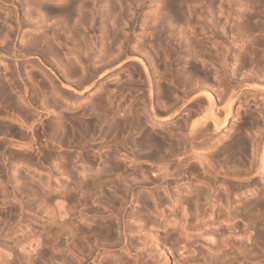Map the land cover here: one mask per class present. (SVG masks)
Masks as SVG:
<instances>
[{
    "label": "rangeland",
    "instance_id": "rangeland-1",
    "mask_svg": "<svg viewBox=\"0 0 264 264\" xmlns=\"http://www.w3.org/2000/svg\"><path fill=\"white\" fill-rule=\"evenodd\" d=\"M82 0H80V2H81ZM88 1V2H87ZM93 1V2H92ZM106 1V2H105ZM110 1V2H109ZM128 2V0H83L82 2H84V4L86 3L87 5L89 4V5H91L92 7H91V9L93 10V11H97V13L100 15H96L95 14V12H92L93 14H95V15H93V17L95 18V19H93L94 21H92L93 23H94V30L93 31H91L90 32V27H88V26H91V25H87V23H88V21L90 20V23H88V24H92V22H91V19L90 18H92V15H90V14H92V13H89V15H87L88 14V10L91 12L92 10L88 7V6H86V4L84 5V4H82V5H84V6H82V8L81 9H83V11L81 10V12H78V15L77 14H75L74 16L75 17H77V18H79L78 20L79 21H81V22H79L78 24H81V25H78V24H74L75 22L74 21H76L77 20V18H75V17H72V18H74V19H72V18H69L68 19V21H67V25H69V27L68 28H66L67 27V25H66V27L64 28V30H65V32H68L69 34H67V33H65L64 32V34H63V36L60 38V37H58L62 42H63V45L62 44H60L61 46H62V49H61V52H59L58 54H56L57 53V51H55L56 53H53L54 51L52 50V48H51V51H52V53H51V51L50 50H48V49H50V48H47L45 45L43 46V44H41V46H40V48H41V50H42V52H44V50H45V52H44V54L46 53V49H47V52H49V53H51L53 56H51V59H49L50 58V55L51 54H47L46 53V55H45V58H47V59H49V60H47L48 62H46L47 64H48V66H47V68L48 67H51L52 66V68H53V70H55L56 71V74H58L59 76L60 75H62L63 73H64V70L66 69L67 71H65V73L66 72H68L69 71V67H68V64H69V66L71 67L73 64H75L76 65V67L78 68V75H73L72 77V79L73 80H75V79H80L79 77H81V70H79V69H81V68H79L80 66V63H79V61H78V59L79 58H77V57H79L80 55H78L77 56V53L79 54V53H81V55L83 56L84 54H85V52H89L88 51V49H90V51H91V48H88V47H91V46H96V44H97V46L96 47H93V49H92V52H94L95 54H96V57H95V62H96V64L98 63V61H100V60H98V59H102V60H104V59H106V56L105 55H103L104 54V51L105 50H107L108 48H109V46L111 47V46H113V47H111L113 50H114V53H116V51H115V49L116 50H118V47H119V44L121 43V41H123V40H125L126 38H127V36H131V35H133V36H131L130 38H129V40H130V43H131V48L133 49L132 51H134V53L133 54H137L136 56L137 57H140L141 59L143 58V60H146V59H144L145 58V54L143 55V53H144V51L145 50H147L148 51V48L150 47V45H160L161 44V46H162V48L164 49V47H169V49L171 48V46L173 45H171V44H169L168 43V40L166 39V38H164V37H161L160 39L158 38V36H159V33H158V29L157 30H155L156 28H155V26L154 25H156L157 26V24L161 21V20H164V22H165V25H168V28H170L171 29V31H172V34L171 35H175V37L176 36H178V35H180V34H177L176 32H178L177 30H179V31H181L183 28V31H186V33H187V35L185 36V38L183 37V39H182V41H181V43H182V48L181 49H186V47L187 46H189L190 45V48H191V50H192V52H193V54L195 53V55L198 53V55H196L197 56V61L198 62H196V60H195V62H196V64H201L202 66H203V69H205L204 71L205 72H207V74H202V73H196V74H192L193 75V77L191 78V81L193 80L194 82H192V83H196V82H202L205 78H204V76L205 75H207V76H205L206 77V79H205V81H203V82H206V83H209L210 82V80L209 79H211V84L210 85H214L215 84V80H213V79H215L213 76H215L214 75V73H215V69H214V67H215V64L213 63L214 61H215V59H216V63H217V65H218V62L217 61H219L220 62V57H219V55L218 54H220V52L223 50L222 48V44H221V42H219V40L221 41V39H220V37L216 34L217 33V31L218 30H220V28H221V25H223V24H225V27H226V30L228 31V33H229V36H232V37H236V36H238L237 38H238V43L239 44H241L240 45V47L238 46V44H232L231 45V48H230V51L232 52L233 51V54H234V51H235V53H237L238 51H240V53H241V55L243 56V58H245L244 60H246V59H249L250 57H252V55H253V57H256V59H258V56L261 54V53H263V45H259L261 42H263L264 41V25H262V24H264V21H262V20H264L263 18H264V0H239V1H236V0H194V1H192L191 0V2H188V1H190V0H187V2L186 3H188L189 4V6H188V4H187V6H183V11H182V16H183V18H182V16L180 15V16H177V17H173V16H167V17H165L166 15L164 14V0H141V8L140 9H138L137 10V18H139L141 15V18H140V20L139 19H137V22L136 23H139L140 21H142V26H141V29L139 28V27H137L136 25H138V24H135V27H136V29H135V32H133L132 31V28H133V25H134V23H132V22H134V20L132 19V17L130 16V11H129V9L131 10L132 9V2L131 1H137V0H131V1H129V3H126V2ZM195 1H197V2H195ZM221 1V2H220ZM234 1V2H233ZM241 1H242V3H241ZM95 2V3H94ZM113 4H112V3ZM130 2H131V4H130ZM193 2L194 3H196L195 5L193 4ZM199 2H202V3H199ZM209 2V3H208ZM225 2V3H224ZM232 2H233V4H232ZM248 2V3H247ZM251 2V4H253V5H251V4H249ZM259 2H260V4L262 5V6H260V4H259ZM261 2H263V4L261 3ZM109 3V4H108ZM111 3V4H110ZM115 3V4H114ZM190 3H191V5H190ZM200 5H199V4ZM207 3V4H206ZM247 3V4H246ZM93 4H94V6H93ZM130 4V5H129ZM203 4V5H202ZM206 4V5H205ZM211 4V5H210ZM217 4H218V6H217ZM222 4V5H221ZM229 6V7H227V5ZM233 6H232V5ZM108 5H109V7H108ZM114 5V6H113ZM120 8H118L117 6ZM220 5V6H219ZM249 5V6H248ZM87 8H86V7ZM111 6V7H110ZM113 6V7H112ZM125 6V7H124ZM128 6H131V7H128ZM140 6H137V8H139ZM156 6H158V7H156ZM161 6H163L162 8H163V11H159V10H162V8H160ZM195 6V7H194ZM197 6V7H196ZM203 6V7H202ZM206 6V7H205ZM213 6V7H212ZM221 6L223 7V8H221ZM106 7V8H105ZM117 7V8H116ZM127 7V8H126ZM184 7H186V8H184ZM188 7V8H187ZM189 7H191V10H189ZM193 7V8H192ZM227 7V8H226ZM238 7V8H237ZM29 7L27 6V8L25 7L24 9H28ZM87 9V11H86V9ZM89 8V9H88ZM108 8H112L111 10L110 9H108ZM115 8V9H114ZM158 8H160V9H158ZM198 9V11H196L197 9ZM206 8H207V10H206ZM218 8V9H217ZM221 8V9H220ZM254 8V9H253ZM261 8V9H260ZM106 9V10H105ZM108 9V10H107ZM154 9H155V14L154 13H152L153 11H154ZM195 9V10H194ZM230 9V10H229ZM257 11H256V10ZM258 9H260V10H258ZM115 10V11H114ZM118 10H120V12L118 11ZM124 11L125 12V14L122 12V11ZM133 10V9H132ZM131 10V11H132ZM150 12H149V11ZM201 10V11H200ZM203 10V11H202ZM219 10H220V12H219ZM226 10V11H225ZM228 10V11H227ZM263 10V11H262ZM104 11H105V13L107 14V12L106 11H110V13L108 14V15H106L105 13H104ZM209 11V12H208ZM215 11V13H211V12H214ZM224 11V12H223ZM230 11V12H229ZM3 12V13H2ZM82 12H84L83 14H82ZM87 12V13H86ZM111 12H114L115 14H117L116 16L117 17H113V15L115 16V14L114 13H111ZM116 12H118V13H116ZM159 14H158V13ZM163 12V13H162ZM186 12H188V13H186ZM227 14H226V13ZM254 12V13H253ZM255 12H259L257 15L255 14ZM79 13H81V14H79ZM101 13H102V15H101ZM129 14V15H127L128 16V19H127V17H126V14ZM141 13V14H140ZM197 13V14H196ZM207 14V16L205 15V14ZM219 13H220V15H219ZM223 13V14H222ZM229 13V14H228ZM251 13V14H250ZM261 13L263 14V18L262 17H260L261 16ZM5 12H4V10L3 9H1L0 10V23L1 24H3V25H0V28L2 29L1 31H0V33H3V31L7 28V24H5V23H7L5 20H4V18L3 17H5ZM118 14H122V15H118ZM140 14V15H139ZM163 14V15H162ZM188 14H190V15H188ZM193 14V15H192ZM196 14V15H195ZM199 14V15H198ZM213 14V15H212ZM225 14V15H224ZM250 14V15H249ZM85 16V18H84V16ZM103 15H106V17L105 16H103ZM162 15V16H161ZM165 15V16H164ZM196 17H195V16ZM214 15H215V17H214ZM256 15V16H255ZM3 16V17H2ZM89 16H90V18H89ZM97 16H98V20H97ZM109 16V17H108ZM151 16V17H150ZM160 16V17H159ZM186 16V18H184ZM200 17V19L198 20L197 18H199ZM201 16L203 17L204 16V18L202 19L201 18ZM206 16V17H205ZM225 16V17H224ZM253 16V17H252ZM51 16H49L48 15V22H46L45 21V24H47L46 26H48L47 28H45L46 26H44V27H41L40 29H38L37 31H39V32H42V33H44V32H47V30L49 31L50 29H48V28H50L49 26H53V24H55V23H53V21L56 19V18H53L54 20L52 21V18L51 19H49ZM89 18L88 19V21L86 20L87 18ZM103 17V18H102ZM113 17V18H112ZM125 19H123V18ZM155 17L156 18H158V19H156L155 21H157V22H155L154 21V19H155ZM165 17V18H164ZM192 17V18H191ZM195 17V18H194ZM212 17H213V19L214 20H216L217 22L219 21V22H221V23H217L216 21H214L213 19H212ZM224 17V18H223ZM228 17V18H227ZM252 17V18H251ZM1 18H3V19H1ZM81 18H83L82 20H81ZM102 18V19H101ZM107 18V19H106ZM109 18H111V19H109ZM115 18H116V22L114 21L115 20ZM120 18V19H119ZM134 18V17H133ZM177 18H179L178 20H177ZM194 18V19H193ZM208 20H207V19ZM218 18V19H217ZM227 18V19H226ZM70 19H71V21H70ZM85 19V20H84ZM100 19H101V21H100ZM104 19V20H103ZM106 19V20H105ZM150 19V20H149ZM166 19H167V21H166ZM173 19H174V21H175V24H174V21H173ZM180 19H183L182 21L180 20ZM191 19V20H190ZM196 19V20H195ZM223 19H224V21H226L225 23H224V21H223ZM261 19V20H260ZM50 20H51V25H48V24H50ZM57 20V23H58V21L61 23L63 20H58V19H56ZM55 20V21H56ZM74 20V21H73ZM77 20V21H78ZM84 20V21H83ZM111 20V21H110ZM122 20L123 21H125L124 23L122 22ZM130 20V21H129ZM144 20H145V22H144ZM169 20L171 21V22H169ZM206 20V22H204ZM86 21V22H85ZM114 21V22H113ZM129 23H128V22ZM139 21V22H138ZM150 21H152V22H150ZM153 21H154V23H153ZM187 21H189L190 22V24L189 25H187L188 24V22ZM192 21H195V23L194 22H192ZM213 21V22H212ZM250 21L252 22V23H250ZM261 21V22H260ZM84 22V24H86L87 26H85V28L86 27H88V31L89 32H87V30L84 28V29H81L82 27L81 26H84V25H82V23ZM96 22V23H95ZM106 23V24H104V23ZM112 22V23H111ZM144 22V23H143ZM148 24H147V23ZM168 22V23H167ZM177 22V23H176ZM180 22H181V24H180ZM185 23V25H183L184 23ZM191 22H192V24L194 23L195 25H194V28H191L190 26H191ZM208 22V24H210L211 26L212 25H214V24H216V25H214V26H212V30H214V28H216L215 30H217V31H215L214 33H213V35H212V32H209L208 33V28H207V30L204 28V26H205V23H207ZM216 22V23H215ZM247 22V23H246ZM60 23H58V25L60 24ZM77 23V22H76ZM99 23V24H98ZM120 23H122V24H120ZM151 25H150V24ZM153 23V24H152ZM157 23V24H156ZM171 23V24H170ZM244 23H246L249 27H248V29L246 28L247 26L246 25H244ZM249 23V24H248ZM255 23V24H254ZM259 23H261V24H259ZM37 24V23H36ZM110 24V25H109ZM127 24H128V27H127ZM133 24V25H132ZM174 24V25H173ZM200 24V25H199ZM250 24H252V25H250ZM4 25H6V26H4ZM38 25H40L39 23H38ZM100 25H102V26H100ZM103 25H104V27H103ZM109 25V26H108ZM118 27H117V26ZM123 25V26H122ZM127 27V29L129 30V31H127V29L126 28H124L125 26ZM177 25V26H176ZM202 25V26H201ZM218 25V26H217ZM242 27H241V26ZM255 25V26H254ZM261 25V26H260ZM2 26H4V27H2ZM55 26V25H54ZM53 26V28H56V27H54ZM76 28H75V27ZM110 26H111V28H110ZM145 26H147V28L145 27ZM154 26V27H153ZM174 26V27H173ZM186 26V27H185ZM259 26V27H258ZM77 27H79V28H77ZM96 27H97V29H96ZM167 27V26H166ZM178 27V28H177ZM181 27V28H180ZM183 27V28H182ZM189 27V28H188ZM236 27H241V29L240 28H236ZM253 27V29H251ZM53 28H52V30H53ZM69 28H71V29H73V30H71L70 31V29ZM104 28H105V30H104ZM124 28V29H123ZM144 28H146V29H148L149 28V30H150V33H149V30H146V34H144L143 33V29ZM154 28V29H153ZM174 28H175V30H174ZM181 30H180V29ZM233 28H235V29H233ZM256 30H255V29ZM261 28V29H260ZM43 29H45V30H43ZM67 29V30H66ZM68 29H69V31H68ZM75 29H77L76 31H75ZM81 29V30H80ZM113 29V30H112ZM120 29V30H119ZM121 29L123 30V31H121ZM189 29V30H188ZM233 29V30H232ZM244 29H246V32L244 33L243 31H245ZM261 31H260V30ZM80 30V31H79ZM84 30H86V31H84ZM104 30V31H103ZM108 30V32H106ZM151 30H154V31H151ZM174 30V31H173ZM206 30V31H205ZM237 30V31H236ZM251 30V31H250ZM254 30V31H253ZM24 32H23V34H22V39H20L19 38V40L17 41V42H15L16 40V38L14 37V42L16 43V45H18V44H22V42H23V44H26V42L28 43L29 42V36H28V32H27V30L26 29H24L23 30ZM74 31H75V34L77 33V32H79V33H77L76 35H77V38L79 37V36H81V35H79L81 32V34L83 35V34H85L84 36H83V38H81L80 40H79V38L77 39V38H75L76 37V35H73L74 34ZM98 31V32H97ZM116 32V33H114V32ZM176 31V32H175ZM188 31V32H187ZM190 31V32H189ZM198 31V32H197ZM241 31V32H240ZM250 31V32H249ZM260 31V32H259ZM39 32H36V31H34V32H32V34L29 32V34L33 37L34 35H33V33H35V36H37L38 34H39ZM49 32H52L53 33V31H49ZM49 32H47V34L49 33ZM71 32H72V34H71ZM84 32V33H83ZM152 32V33H151ZM156 32V33H155ZM191 32H193L194 34H195V36H194V34L193 33H191ZM206 32V33H205ZM234 32V33H233ZM236 32H238V33H236ZM25 33H26V35L28 36V40H26V38H27V36L25 35ZM36 33H37V35H36ZM52 33H49L50 35L52 34ZM61 33V32H60ZM62 33H63V31H62ZM62 33L60 34V35H62ZM92 33H93V35H92ZM114 35H113V34ZM121 33V34H120ZM130 33V34H129ZM188 33H189V35H188ZM197 33V34H196ZM245 35H243V34ZM253 33V34H252ZM41 34V33H40ZM39 34V35H40ZM46 34V35H47ZM104 34V35H103ZM109 36H108V35ZM110 34H112L111 35V37H110ZM118 35V36H116V35ZM148 34V35H147ZM153 34V35H152ZM157 36H155V35ZM158 34V35H157ZM209 34V35H208ZM234 34L236 35V36H234ZM241 34V35H240ZM42 35V34H41ZM59 35V36H60ZM66 35H67V37H66ZM74 37H73V36ZM126 37H125V36ZM141 35V36H140ZM190 35H191V37H190ZM199 35V36H198ZM243 35V36H242ZM260 35V36H259ZM263 35V36H262ZM1 36H2V34H1ZM1 36H0V38H1ZM15 36V35H14ZM68 36H71L72 37V40L71 41H69L70 40V38L71 37H68ZM88 36V37H87ZM91 38H90V37ZM106 36V37H105ZM108 36V37H107ZM112 36H114V39H113V37ZM115 36L116 37H118L119 38V40L120 41H118V38H115ZM147 36H149L148 37V40H147ZM188 36V37H187ZM202 36H203V38H202ZM207 36L209 37V38H207ZM216 36H218V37H216ZM25 37V38H24ZM47 37H48V42H50L51 44L53 43V40H49V39H52V36H49V35H47ZM64 37H66L65 39H64ZM87 37V38H86ZM95 37V38H94ZM97 37H99V38H97ZM121 37H123V38H125V39H123V38H121ZM145 38V39H143V38ZM179 37V36H178ZM178 37H176V38H178ZM195 37V38H194ZM196 37H197V40H196ZM201 37V38H200ZM241 37H243V40H242V42H241V40H239V38H241ZM257 37H259V38H257ZM69 38V39H68ZM111 40H113V41H110V39ZM138 38V39H137ZM139 38H141L140 40H139ZM158 38V39H157ZM163 38V39H162ZM189 38V39H188ZM194 38V39H193ZM215 38V39H214ZM68 39V40H67ZM74 39H77L79 42L78 43H80V42H84L85 40H87L86 41V44H87V42H88V44H91V45H86L85 44V42L82 44V45H86L85 47L84 46H82V45H80L79 44V47L77 46L78 45V43L74 40ZM84 39V40H83ZM96 39V40H95ZM102 39V40H101ZM106 39H108V40H106ZM123 39V40H122ZM188 39V40H187ZM201 39V40H200ZM203 39V40H202ZM209 39H210V41H212V42H210L209 41ZM260 40V42H259V40ZM262 39V40H261ZM25 40V41H24ZM59 40V41H60ZM64 40H65V43H64ZM74 40V41H73ZM91 40H93V41H91ZM115 40H117V42L115 41ZM159 40V44H157L156 42ZM163 40V41H162ZM181 40V39H180ZM179 39L177 40V41H180ZM184 40V41H183ZM192 40V41H191ZM194 40V41H193ZM199 40H200V42H199ZM252 40V41H251ZM22 41V42H21ZM60 41V42H61ZM91 41V42H90ZM110 42V45L108 44L109 42ZM115 41V42H114ZM135 41V42H134ZM155 41V42H154ZM161 41H162V43H161ZM166 41V42H165ZM190 41V42H189ZM198 41V42H197ZM61 42V43H62ZM67 42H69V43H67ZM72 42H73V44H72ZM74 42H76V43H74ZM94 42V43H93ZM113 44H112V43ZM149 42H151V44L149 43ZM186 42V43H185ZM195 44H194V43ZM208 42V43H207ZM216 44H214V43ZM258 42V43H257ZM116 43V44H115ZM117 43H119L118 45H117ZM143 43V44H142ZM173 43H177V42H174L173 41ZM188 43V44H187ZM198 43H200L199 45H198ZM210 43V46L208 45ZM211 43H213V44H211ZM20 44V45H21ZM54 46H56L57 44H56V42L54 41ZM72 44V45H71ZM75 44V45H74ZM77 44V45H76ZM122 44V43H121ZM140 46H139V45ZM141 44H142V46H143V48H144V50H143V48H141L142 46H141ZM149 45V47H147L146 45ZM163 44H165V45H167V46H164ZM185 44V45H184ZM194 44V45H193ZM206 44V45H205ZM253 44V45H252ZM255 44V45H254ZM60 45H57L58 47L60 46ZM74 45V51H73V48L71 47V46H73ZM104 45H106V46H104ZM107 45H109L108 46V48H107ZM169 45V46H168ZM193 45V46H192ZM196 45V46H195ZM202 45V46H201ZM220 46V48L218 47V46ZM247 46V47H245V46ZM61 46L59 47V48H61ZM76 46V47H75ZM116 48H115V47ZM118 46V47H117ZM134 46H135V48H134ZM139 46V47H138ZM199 46V47H198ZM214 46V47H213ZM67 47V48H66ZM69 47H71V48H69ZM103 47V48H102ZM106 47V48H105ZM138 49H137V48ZM197 47V48H196ZM206 47H209V48H206ZM210 47H212V48H210ZM216 47H217V49H219V50H216ZM249 47V48H248ZM254 47V48H253ZM77 48V49H76ZM78 48H80V49H78ZM115 48V49H114ZM141 48V50H139ZM174 48H177V50H180V48H178L177 46L175 47V46H172V48H171V50L172 49H174ZM193 48H195V49H193ZM204 48V49H203ZM234 48V49H233ZM253 48V49H252ZM262 48V49H261ZM72 49V50H71ZM103 49H104V51H103ZM110 49V48H109ZM112 49H110V50H112ZM135 49H136V51H135ZM200 49V50H199ZM202 49V50H201ZM215 49V50H214ZM246 49V50H245ZM109 50V51H110ZM113 50L111 51L112 53H113ZM140 51V53H139V51ZM175 50V49H174ZM198 50V52H196V51ZM203 50H205V53H204V51ZM209 51L210 53L208 54V52H206V51ZM237 50V51H236ZM259 50V51H258ZM261 50V51H260ZM62 51H64V53L66 54V52H69L68 54H66L65 56L66 57H64V56H62V55H60V54H62L63 52ZM76 51H77V53H76ZM78 51H80V52H78ZM103 51V53H101ZM109 51H106L108 54L110 53ZM138 51V52H137ZM143 51V52H142ZM173 51V50H172ZM214 51V53L216 52V54H214V53H211V52H213ZM217 51H220V52H217ZM245 51V52H244ZM249 51V53H247V52ZM255 51V52H254ZM71 52H73V53H71ZM75 52V53H74ZM84 52V54H82ZM141 52H142V54H141ZM200 52V53H199ZM230 52V55H232V53ZM244 52V53H243ZM254 54H253V53ZM63 53V54H64ZM106 53V54H107ZM148 53V52H147ZM203 55H202V54ZM250 53H252V54H250ZM56 54V55H55ZM73 54V55H72ZM107 54V55H108ZM139 54V55H138ZM141 54V55H140ZM201 54V55H200ZM206 54H208V55H206ZM69 55V56H68ZM72 55V57H74V58H76V59H74V61L72 60V57H70ZM75 55H76V57H75ZM147 55V54H146ZM173 55V54H172ZM200 55V56H199ZM205 55V56H204ZM210 55V56H209ZM216 57H215V56ZM250 55V56H249ZM257 55V56H256ZM54 56H55V58H54ZM61 56H62V59H61ZM100 58H99V57ZM248 56V57H247ZM65 58V60H64V58ZM70 57V58H69ZM172 57V59L175 57L174 55L173 56H171ZM180 57V58H179ZM200 57H202V58H200ZM206 57V58H205ZM252 57V58H253ZM27 59H29L28 61H26L27 59H25L24 58V60L22 59V61L23 62H21V64H20V69L22 68V70H21V72H22V74H24V72L26 73V72H28L27 74H24L25 76H27L28 77V74L30 75L29 76V78H28V80H29V83L34 87V89H36V87H37V90L38 91H36V93H38V94H34V96L36 97L37 96V98H39V97H41V94L43 95L44 94V92L49 88V86L47 85V87H45V88H40L39 86H38V84L39 83H41V82H45L46 80H45V78L44 79H41V78H43V76L41 75V72L40 71H42V69H44V71H46V70H48L47 68H43V67H41L40 65V67H38V66H29V65H31V63L32 62H38V64H39V61L41 60L40 59V57H38L36 54H30V55H28L27 57H26ZM54 58V59H53ZM66 58H68V59H66ZM181 56H178V61H177V58L175 59L176 60V62L174 61V63H176L175 65H178V66H175V69L176 70H180V69H182L183 68V65H185V66H188L189 64V61L190 60H188L187 62H185V58H182ZM210 58V59H209ZM214 60H213V59ZM61 59V60H60ZM202 59V60H201ZM205 59V60H204ZM219 59V60H218ZM251 59V58H250ZM249 59V60H250ZM50 60H52L51 62H49ZM54 60H59V62H61L62 63V65H61V63H59L58 61H54ZM66 60H68L69 62H71V64L68 62V64L67 63H65V61ZM97 60V61H96ZM101 60V61H102ZM179 60H181L180 62H179ZM212 60V61H211ZM7 61L8 60H6V62H0V79H2L3 78V76H4V73H5V71H7L6 69H4V65H6L7 64ZM26 61V62H25ZM42 61H43V59H42ZM100 61V63H102ZM167 63H166V62ZM203 61V62H202ZM205 61V62H204ZM30 62V63H29ZM37 62H36V64H37ZM57 62V63H56ZM136 62V61H135ZM164 62L166 63V64H168L169 63V59H167L166 57L164 58ZM53 63H55V64H53ZM73 63V64H72ZM153 63V62H152ZM150 64V66H149V64H148V66H149V68H150V71H151V75L153 74V75H155L154 77H153V75H152V78H153V84H154V90H155V94L158 96V94L160 95L159 96V99H160V101H162V103L163 104H169L170 102H171V100H172V98L174 99V97H175V93L174 92H172L171 94H169L168 96H166V95H162V89H161V85H162V82H165V81H163V79L160 77L161 75H162V71L161 70H163L164 71V69H165V66H162V67H160L162 64H160V63H158L157 65H155L154 63L153 64ZM164 63V64H165ZM186 63V64H185ZM213 63V64H212ZM58 64H59V66H58ZM99 64V63H98ZM163 64V65H164ZM204 64V65H203ZM210 64V65H209ZM75 65H73V67L74 68H76L75 67ZM152 65V66H151ZM208 67H207V66ZM214 65V66H213ZM216 65V66H217ZM61 66V67H60ZM63 66H64V68H63ZM133 66V65H132ZM182 66V67H181ZM199 67H201L200 69L201 70H203L202 69V66H200V65H198ZM197 66V67H198ZM205 66V67H204ZM57 67H58V69H57ZM60 67V68H59ZM154 67V68H153ZM159 67V68H158ZM177 67V68H176ZM179 67V68H178ZM181 67V68H180ZM198 67V68H199ZM213 67V68H212ZM41 70H40V69ZM61 68H63V69H61ZM162 68V69H161ZM187 68V67H186ZM212 68V69H211ZM231 66H229L228 67V69H229V71H231ZM24 69V70H23ZM57 69V70H56ZM127 68L126 67H124L121 71H119L118 73L119 74H117L115 77H113V76H111V78H106V79H104V80H102V82H104V83H102L103 85H102V88L104 89V87H105V89L104 90H107L108 88L110 89V88H113V92L115 91L114 89L116 88V83L114 82V78H116V77H118V78H120V80L122 79V81H124V79H126V77L127 76H125V75H127L126 73L128 72V70H126ZM155 69V71H153ZM158 69V70H157ZM161 69V70H160ZM207 69H209V70H207ZM214 69V70H213ZM40 70V71H39ZM61 70V71H60ZM124 70V71H123ZM212 70V71H211ZM24 71V72H23ZM58 71H60V72H58ZM63 71V73L61 74V72ZM127 71V72H126ZM34 73V75L32 74V73ZM58 72V73H57ZM125 72V73H124ZM154 72V73H153ZM165 72V71H164ZM163 72V73H164ZM214 72V73H213ZM47 73L49 74L50 73V75L53 77V75L51 74V72L50 71H47ZM32 74V75H31ZM121 74V76H119ZM199 74H202L203 75V77H202V75H199ZM212 74H213V76H212ZM23 75V76H24ZM194 75H196V76H194ZM198 75V76H197ZM209 75V76H208ZM24 76V77H25ZM34 78H33V77ZM37 76V77H36ZM41 78H40V77ZM200 76V77H199ZM26 77V78H27ZM76 77V78H75ZM78 77V78H77ZM123 77V78H122ZM156 77H159L158 78V80H157V78ZM209 79H208V78ZM32 78V79H31ZM38 78V79H37ZM156 78V79H155ZM194 78V79H193ZM201 78V79H200ZM108 79V80H107ZM203 79V80H202ZM34 80H37V81H34ZM42 80V81H41ZM112 82H110V81ZM196 80V81H195ZM200 80H202V81H200ZM212 80H213V82H212ZM35 82H37L36 84H35ZM65 82V81H64ZM106 82H109V83H106ZM121 82V81H120ZM119 82V83H120ZM156 82H157V85H156ZM56 83H57V81H56ZM114 83V84H113ZM167 83V82H166ZM105 84V85H104ZM108 85V87H107V85ZM114 85V86H113ZM156 85V86H155ZM215 86V85H214ZM156 87H157V89H156ZM39 88V89H38ZM101 88V90H103ZM161 90H160V89ZM179 88L181 89V86H179ZM159 89V91H157ZM43 90V91H42ZM45 90V91H44ZM41 91V92H40ZM48 91V90H47ZM157 91V92H156ZM99 92V91H98ZM94 93H96V92H94ZM107 93V92H106ZM106 93H103V94H106ZM124 93H126L125 95H124ZM119 94V93H118ZM117 94V97H116V100H115V102L114 103H116L115 105H119V106H115L116 108L118 107V109L120 110V111H122V110H125L126 109V107L128 106V104L131 106V111L132 110H134V111H132V113L134 112H136L135 110H137V112H140L141 110H142V108H143V102H141V98H137V99H132V95L130 96V92L128 91V90H125V91H123V92H121L119 95ZM94 95V94H93ZM174 95V96H173ZM43 97V96H42ZM41 97V98H42ZM167 97V98H166ZM171 97V98H170ZM41 98H39V99H37L38 101L41 99ZM163 98V99H162ZM170 100H169V99ZM117 99H119V100H117ZM131 101H130V100ZM139 99V100H138ZM166 100V101H165ZM130 101V102H129ZM163 101H165V102H163ZM252 100H250L249 102L250 103H248V101H247V105H245L246 107H241V106H239L237 103L236 104H234V107H233V111L236 113V114H234V116L231 118L232 120H230V122H231V124H233L232 123V121L234 122V121H236L235 123H236V126H237V124H239L242 120L241 119H244V118H246L247 116H252V117H254V118H256L257 116H258V112L256 113V107H254V105L255 106H257L258 105V103L257 104H255L253 101L251 102ZM139 102H141V104L139 103ZM121 103V104H120ZM254 103V104H253ZM136 106H135V105ZM141 106H140V105ZM165 104V105H166ZM124 105H126V106H124ZM250 105V106H249ZM120 107V108H119ZM139 107V108H138ZM125 108V109H124ZM133 108H135V109H133ZM245 108V109H244ZM244 109V110H243ZM248 109V110H247ZM60 110H62V112H60ZM252 110H253V112H252ZM9 111V112H8ZM6 113L4 112L3 113V111L1 112L3 115H6V114H8L9 116L10 115H13V114H15L12 110H8ZM10 111H11V113H10ZM55 111H58L59 113L58 114H61L62 116L63 115H65L66 114V110H64V109H60V108H58L57 110H55ZM53 112L52 114H51V116L53 117H50V119H51V121L52 122H50L49 120V123L51 124V123H53V120L55 119V115H57V112ZM119 111V112H120ZM143 111V110H142ZM141 111V112H142ZM250 111V112H249ZM238 112V113H237ZM133 113V114H134ZM184 113V112H183ZM182 112L180 113V114H178L177 116H175L174 118H172V119H170V120H168V121H166L165 122V127L166 128H168V129H170L172 132H178V126L181 124V122H182V118L184 117V114H183ZM120 114H122V112L120 113ZM246 114H248V115H246ZM8 115H7V117H8ZM238 115V116H237ZM17 115L15 114L13 117L15 118ZM246 116V117H245ZM242 117V118H241ZM234 118V119H233ZM148 119H149V117H147V120H146V124L144 125V127L145 128H148L149 127V123H147V121H148ZM45 120V119H44ZM6 122H7V120H5ZM47 121V120H46ZM107 122H109V121H111V119H107L106 120ZM45 122V121H44ZM230 122H229V124H230ZM29 123V121L27 122V124L26 125H29L28 124ZM30 123H31V121H30ZM231 124H230V126H231ZM40 125V126H39ZM102 125H105V124H103L102 123ZM178 125V126H177ZM35 126V125H34ZM42 126H43V128L44 129H42ZM230 126L228 125V127L230 128ZM18 127V126H17ZM170 127V128H169ZM171 127H172V129H174V130H172L171 129ZM174 127H177V128H174ZM228 127H226L224 130L225 131H227V129H228ZM103 128H105V126H103ZM156 128H158V127H156ZM20 129V130H19ZM18 130H19V134L16 136V135H14V136H12L13 134H11V133H7V134H5L4 132L1 134L0 133V137H2L0 140H1V142H2V144H0V153H1V155H0V173L3 175H1L0 174V179H2V177H5L4 179H2L1 181H0V264H80V263H82L81 261H83V263L85 262L86 264H103L102 262H105L104 264H211V263H213V261H214V263L213 264H220L221 263V261H222V259H227V261H228V259L230 260V262H228V264H264V255L263 256H261V254H260V252L258 251L259 249L257 248L258 246H257V244H258V241H257V243H254L255 241H256V239L255 240H251V239H254V236H255V231H256V235H257V233H258V230H264V210H261L262 208H264L263 206L262 207H258V196L260 197V199H262V200H264L262 197H264L263 195H262V193H263V190H262V193H261V187L263 186L262 185V183H263V181L261 182V181H259L258 182V179H256V187H255V189L254 190H251V191H247V192H242L241 194H231L230 196H229V198L228 199H224V195H225V189H224V186L220 183V182H217V185H216V189H215V191L216 192H214V194H215V196L217 195H219V197L221 198V196H223L222 198H221V200H218V201H221V202H218L217 200H216V198H214L213 199V197H215V196H212V198H211V201H209L208 202V205H207V203L205 204V201L203 200V197H201L200 199H199V201H198V210L197 211H195L196 209L194 208L195 207V205L194 204H187L186 202H184V204H183V202H181V203H179V202H176V203H174V205H173V200H174V197L177 195L176 194V192L178 191L179 192V195L180 196H182V195H184V194H186V188H185V182L183 181L182 182V184L181 185H179V186H177V187H174L172 190H174V191H176L175 193H174V191H172V198H169L168 197V195L163 191V189L162 188H157L156 189V194L158 195V197L160 198H158L157 197V195H156V199H154L155 201H153L151 198H150V195L147 193L148 191H147V189H142V188H136L135 190H134V193L131 195V194H129L128 195V197H126V200L125 199H123L122 198V196L121 195H123L124 194V192H125V180H127V179H131V178H137V179H139V176H140V179L141 178H143L144 177V174L146 175L147 173L146 172H148V173H150V175L151 174H153L154 172V170L156 171V169H157V167H162L163 169L166 167H168L169 169H171V167H173V165H174V162H176V160H177V157L176 156H173V157H168L167 155L164 157L163 156V158H164V160H162V159H159L158 160V158L156 159V161L155 160H153V159H147V158H144L145 160H143V158H142V156H140V155H138V152H137V149L130 143V140L129 139H126V138H124L125 136H124V134H123V137L120 135V134H118V136H116V137H118V138H113L112 139V136L110 135V138H106V137H98V135H96V133L97 134H99L98 132H96L95 134H93V135H84L85 137H80L79 136V138H81L80 139V141H79V138H78V136H77V138H75L76 139V141H78L77 143H76V141H74L73 142V140H72V142H73V146L72 145H64V144H58L57 143V138L55 137V135L56 134H52V133H50L49 132V129H46V127L42 124H38L35 128H34V130H33V132L32 131H30L29 129H25V127H23V128H18ZM45 130V131H44ZM48 130V131H47ZM174 132V133H175ZM9 134V135H8ZM10 134H11V136H10ZM51 136H50V135ZM22 135V136H25V138H23L22 139V137H20V136ZM54 135V136H53ZM89 136H91V137H89ZM93 136V137H92ZM95 136V137H94ZM17 137V138H16ZM20 137V138H19ZM30 137V138H29ZM31 137L33 138L32 140H30L31 139ZM48 137V138H47ZM96 137H98V138H96ZM122 137V138H121ZM18 139V140H20V139H22V140H24V141H26L25 139H27L28 141H27V143H29V142H31V143H29L30 144V147H28V146H26V147H23V148H18L17 146H18V144H16V143H18V142H15V141H17V140H15V139ZM53 138V139H52ZM90 139L89 141H88V139ZM92 138V139H91ZM104 138H105V140H106V142H105V144L102 146V147H100L99 148V144H100V142H102V139H103V141H104ZM124 138V139H123ZM5 139V140H4ZM13 139V140H12ZM74 139V140H75ZM85 139V140H84ZM109 139H110V141H109ZM11 141V143H10V141ZM82 140V141H81ZM117 140V141H116ZM125 140V141H124ZM128 140V141H127ZM4 141V142H3ZM108 141V142H107ZM114 141V142H113ZM127 141V142H126ZM113 144H112V143ZM126 142V143H125ZM129 142V143H128ZM5 143V144H4ZM33 143V144H32ZM36 143V144H35ZM82 143H84V144H82ZM70 144H71V142H70ZM126 144V145H125ZM132 146H131V145ZM17 145V146H16ZM41 145H42V147H41ZM45 147H44V146ZM63 145V146H62ZM32 146V147H31ZM34 146V147H33ZM68 146V147H67ZM97 147V149H96V147ZM7 147V148H6ZM9 147V148H8ZM14 147V148H13ZM41 147V148H40ZM67 147V148H66ZM70 147V148H69ZM6 148V149H5ZM11 148V149H10ZM15 148H17V150L19 151V150H24V148H25V151H22V153L24 154V156L26 157V158H28L29 160H24V161H21L19 164H17V165H15V166H13V168H12V166L11 165H9V166H7L5 163L6 162H8V160H7V157L5 158V156H8L9 157V155H10V151L11 150H14ZM28 148V149H27ZM90 148V149H89ZM3 149V150H2ZM31 149V150H30ZM47 149H48V151H47ZM96 151H95V150ZM6 150V151H5ZM39 150H41V152L39 151ZM88 150V151H87ZM91 150V151H90ZM92 150H94V151H92ZM99 150V151H98ZM101 150V151H100ZM106 150V151H105ZM136 150V151H135ZM1 151H3V152H1ZM29 151V152H28ZM44 151V152H43ZM102 151L104 152V154L102 155ZM132 151V152H131ZM6 153V154H5ZM28 153V154H27ZM38 153H39V155H38ZM44 153V154H43ZM136 153V154H135ZM42 154V155H41ZM53 155V157H52V155ZM61 154V155H60ZM67 154H68V156H67ZM85 154V155H84ZM112 154V155H111ZM132 154V155H131ZM28 155V156H27ZM45 155H47V156H45ZM99 155V156H98ZM111 155V156H110ZM42 156V157H41ZM58 156V157H57ZM60 156H61V158H60ZM67 156V157H66ZM80 156V157H79ZM82 156V157H81ZM140 156V157H139ZM44 157V158H43ZM47 157V158H46ZM65 157V158H64ZM112 157V158H111ZM166 157H168V158H166ZM5 158V159H4ZM39 158V159H38ZM46 158V159H45ZM51 158V159H50ZM104 158H107V160H105ZM138 158V159H137ZM175 158V159H174ZM30 159H32V160H30ZM37 159V160H36ZM42 159H44V160H42ZM64 159V160H63ZM82 159V160H81ZM212 159L214 160V158L212 157ZM216 159V158H215ZM49 160V161H48ZM71 160V161H70ZM84 160V161H83ZM160 160H161V162H160ZM170 160H171V163H170ZM174 160V161H173ZM3 161V162H2ZM5 161V162H4ZM51 161V162H50ZM86 161V162H85ZM105 161V162H104ZM169 161V162H168ZM24 162V163H23ZM25 162L28 164H25ZM29 162H30V164H29ZM32 162V163H31ZM42 163L43 164V162H44V164L42 165V164H40V163ZM46 162V163H45ZM47 162H48V164H47ZM65 162V163H64ZM88 162V163H87ZM110 162V163H109ZM157 162L159 163V164H157ZM164 164H163V163ZM213 162V161H212ZM214 162H216V160L214 161ZM34 163V164H33ZM51 163V164H50ZM73 163V164H72ZM90 163V164H89ZM109 163V164H108ZM165 163H166V165H165ZM172 163H173V165H172ZM24 166H23V165ZM31 164H33V165H31ZM39 164V165H38ZM46 164V165H45ZM64 164V165H63ZM89 164V165H88ZM100 164V165H99ZM102 164V165H101ZM104 164V165H103ZM161 164V165H160ZM165 165V166H163V165ZM171 164V165H170ZM29 167H27V166ZM30 165V166H29ZM36 165V166H35ZM47 165H49V166H47ZM74 165V166H73ZM93 165V166H92ZM140 165V166H139ZM158 165V166H157ZM4 166V167H3ZM7 166V167H6ZM41 166V167H40ZM44 166H46V167H44ZM51 166H54V168L53 167H51ZM60 166H63V167H60ZM71 166V167H70ZM89 166V167H88ZM91 166V167H90ZM138 166H139V169H141V170H139L138 169ZM143 166V167H142ZM170 166V167H169ZM23 167V168H22ZM34 167H36V168H34ZM40 167V168H39ZM48 167H51L50 169H51V171H50V174L48 175L47 173V170L46 169H48ZM83 167V168H82ZM154 167H156L155 169H153ZM244 167H246V166H242V168H244ZM3 168V169H2ZM24 168H26V169H24ZM38 168V169H37ZM62 168V169H61ZM92 168V169H91ZM96 168V169H95ZM116 168V169H115ZM118 168V169H117ZM134 168H135V171H134ZM152 168V169H151ZM235 167H232L231 169H234ZM16 169V170H15ZM35 169V170H34ZM45 169V170H44ZM71 169V170H70ZM74 169V170H73ZM237 169V168H236ZM235 169V170H236ZM240 169H241V167H240ZM245 169V168H244ZM6 170V171H5ZM82 170V171H81ZM93 170V171H92ZM97 170V171H96ZM104 170H107V171H104ZM119 170V171H118ZM121 170V171H120ZM137 170V171H136ZM143 170H144V173H143ZM146 170V171H145ZM148 170V171H147ZM4 173H2V172ZM16 171H17V173L18 172H20V173H16ZM39 171V172H38ZM43 171V172H42ZM46 171V172H45ZM64 171V172H63ZM67 173H66V172ZM73 171V172H72ZM80 171H81V173H80ZM123 171H125V173L123 172ZM135 173V175H133L134 173ZM140 171H142L141 173H139ZM152 173H151V172ZM237 171H238V173H237ZM53 172V173H52ZM95 172V175H97L98 176V173H99V175L101 176L99 179L98 178H96V176H94L93 175V173ZM97 172V173H96ZM110 174H109V173ZM112 172V173H111ZM119 172V173H118ZM129 172V173H128ZM69 173V174H68ZM105 174V176L103 177V175ZM122 173V174H121ZM133 173V174H132ZM236 173H237V176H235L236 175ZM17 176H16V175ZM20 174H23V175H25V176H23V175H21L20 176ZM83 176H82V175ZM88 174V175H87ZM108 174V175H107ZM130 174H132V176H134V177H132ZM140 174V175H139ZM143 174V175H142ZM230 174V175H229ZM231 174H233V175H231ZM235 174V175H234ZM241 176H240V175ZM249 173L247 172V173H245V172H243V169H242V172L240 171V170H236V172L235 173H228L227 174V177L228 178H233L235 181H245L246 179H247V177H250L251 175L249 174ZM16 176V177H13V176ZM46 175H48V177L46 176ZM72 175V176H71ZM90 175H91V177L93 178L94 177V179H92L91 177H90ZM93 175V176H92ZM111 175V176H110ZM121 175H125L124 177L123 176H121ZM130 175V176H129ZM148 175V174H147ZM146 175V176H147ZM46 176V177H45ZM90 178H89V177ZM106 176H107V179H106ZM126 176L128 177V178H126ZM143 176V177H142ZM219 176V178H218V180H221L222 178H221V176L220 175H218ZM233 176V177H232ZM243 176V177H242ZM245 176H247V177H245ZM19 177V178H18ZM21 177V178H20ZM24 177V178H23ZM235 177V178H234ZM14 179V180H12V179ZM18 178V179H17ZM23 178V179H22ZM33 178V179H32ZM78 178V179H77ZM96 178V179H95ZM118 178H119V180H118ZM125 180H124V179ZM241 178V179H240ZM243 178V179H242ZM21 179V180H20ZM41 179V180H40ZM48 179V180H47ZM85 180V181H83V180ZM99 180V181H95L94 182V180ZM101 179V180H100ZM16 180V181H15ZM25 180V181H24ZM92 180H93V183H92ZM108 180H109V182H108ZM110 180H111V182H110ZM12 181V182H11ZM15 181V182H14ZM27 181H29V182H27ZM32 181V182H31ZM40 181H41V183H40ZM42 181H44V182H42ZM105 181H106V183H105ZM1 182H3V183H1ZM11 182V183H10ZM24 182V183H23ZM79 182V183H78ZM91 182V183H90ZM97 182V183H96ZM99 182V183H98ZM108 182V183H107ZM261 182V183H260ZM6 183V184H5ZM39 185H38V184ZM103 183V184H102ZM6 185V188H5V185ZM87 184L89 185V184H91L90 186H91V188H88V189H90V190H88L85 186H87ZM93 184V185H92ZM110 186H109V185ZM113 184V185H112ZM22 185V186H21ZM33 185V186H32ZM42 185V186H41ZM78 185H80V186H78ZM100 185V186H99ZM106 185V186H105ZM108 185V186H107ZM112 185V186H111ZM197 185H200V184H197ZM221 185V186H220ZM4 186V187H3ZM14 186V187H13ZM89 186V187H90ZM92 186H94V187H92ZM98 188H96V187ZM103 188H102V187ZM33 187V188H32ZM82 188V189H80V188ZM83 187H85L84 189H83ZM107 187V188H106ZM109 187H110V189L111 190H109ZM180 187H182V188H180ZM218 187V188H217ZM223 187V188H222ZM12 188V189H11ZM31 188H32V190H31ZM77 188V189H76ZM202 189H203V187H201ZM222 188V189H221ZM259 188V189H258ZM5 189V190H4ZM7 189V190H6ZM87 189V190H86ZM94 191H93V190ZM101 189V190H100ZM116 190L115 192H114V190ZM120 189V190H119ZM185 191H184V190ZM5 192H4V191ZM18 190V191H17ZM33 190H34V192H33ZM79 190H83V192H81V191H79ZM84 190H86L85 192H87V193H85L84 192ZM97 190V191H96ZM100 190V191H99ZM102 190H103V193H102ZM105 190V191H104ZM108 192H107V191ZM113 190V191H112ZM223 190V191H222ZM257 190V191H256ZM23 191V192H22ZM110 191V192H109ZM141 191V192H140ZM222 191V192H221ZM254 191V192H253ZM9 192V193H8ZM14 192H16V193H14ZM90 192V193H89ZM96 192H100V193H96ZM122 193V194H118L117 195V193ZM221 192V194H219ZM224 192V193H223ZM4 193V194H3ZM6 193V194H5ZM13 193V194H12ZM21 193V194H20ZM82 193H84V194H82ZM96 193V194H95ZM106 193V194H105ZM113 193V194H112ZM145 193V194H144ZM12 194V195H11ZM82 194V195H81ZM115 194V195H114ZM147 194V195H146ZM213 194V195H214ZM258 194V195H257ZM84 195H86V196H84ZM88 195H89V197H88ZM106 195V196H105ZM142 195V196H141ZM16 196H17V198H18V200H17V198H16ZM104 196V197H103ZM108 196V197H107ZM235 198H234V197ZM244 196V197H243ZM262 196V197H261ZM121 197V198H120ZM142 197H145V198H143L142 199ZM147 197V198H146ZM117 198H119V199H117ZM153 198V197H152ZM233 200H232V199ZM70 199H71V201H70ZM144 199H146V200H144ZM163 199V200H162ZM203 201H202V200ZM222 199H223V201H225V202H227V203H224L223 201H222ZM236 199H237V201H236ZM240 201H239V200ZM42 200V201H41ZM118 200V201H117ZM121 200V201H120ZM125 200V201H124ZM143 200L144 201H146L145 202V204H144V202H143ZM166 200V201H165ZM228 200V201H227ZM20 201H21V205H20ZM114 201V202H113ZM217 201V202H216ZM242 201V202H241ZM18 202V203H17ZM119 202V203H118ZM159 202V203H158ZM212 202H214V203H212ZM229 202V203H228ZM43 203V204H42ZM45 203H47V204H45ZM109 203V204H108ZM112 203H114V204H112ZM147 203V204H146ZM162 203V204H161ZM203 203V204H202ZM217 203V204H216ZM221 205L222 203H224V204H222V207L221 206H218L219 204ZM245 203H246V205H245ZM249 205H248V204ZM252 203H254L253 205H252ZM40 204V205H39ZM46 206H45V205ZM108 204V205H107ZM156 204V205H155ZM159 204V205H158ZM172 206H171V205ZM178 204V205H177ZM11 205H12V207H11ZM42 205H43V207H42ZM106 205V206H105ZM189 205H191V206H189ZM192 205L194 206L193 207V209H192ZM200 205V206H199ZM202 205V206H201ZM203 205H204V210H202L201 208L203 207ZM213 205V206H212ZM243 205V206H242ZM257 205V206H256ZM48 206V207H47ZM113 206V207H112ZM115 206V207H114ZM218 206V207H217ZM227 206H229V207H227ZM241 206V207H240ZM245 206V207H244ZM248 206V207H247ZM254 206H255V208H254ZM10 207V208H9ZM15 207V208H14ZM21 207V208H20ZM109 207V208H108ZM117 207V208H116ZM190 207V208H189ZM209 207V208H208ZM238 207H239V209H238ZM46 208V209H45ZM114 208V209H113ZM119 208V209H118ZM121 208V209H120ZM223 208V209H222ZM227 208V209H226ZM244 208V209H243ZM252 208V209H251ZM8 209H10V210H8ZM12 209V210H11ZM15 211H14V210ZM109 209V211H107ZM117 211H116V210ZM124 209V210H123ZM191 209V210H190ZM195 209V210H194ZM200 209L202 210V211H200ZM227 211L228 212V214L227 215H224L221 211ZM243 209V210H242ZM256 211H255V210ZM43 210H45V211H43ZM173 210V211H172ZM207 210V211H206ZM218 210V211H217ZM237 210V211H236ZM251 212H250V211ZM255 212H254V211ZM260 210V211H259ZM13 211V212H12ZM203 211H205V212H203ZM214 211H216L217 212V214H216V212H214ZM236 211V212H235ZM246 213H248V212H250V213H252L253 214V212H254V215H252V216H254L256 219H252L251 217L252 216H250V215H248V214H246ZM191 212H193L192 214H191ZM197 212H199V214L196 213ZM201 212V213H200ZM207 212V213H206ZM209 212V213H208ZM219 212H220V214H221V216H220V214H219ZM231 212V213H230ZM233 212H235V213H233ZM239 212V213H238ZM258 212L261 214H259L258 216H261V218L263 219H260L259 220V218H258V216H257V214H258ZM120 213V214H119ZM196 214V218H195V214ZM244 213V214H243ZM123 214V215H122ZM216 214V215H215ZM47 215V216H46ZM193 215H194V217H193ZM237 215V216H236ZM243 215V216H242ZM230 218H229V217ZM233 216V217H232ZM123 217V218H122ZM192 219H191V218ZM253 217V218H254ZM87 218V219H86ZM216 218V219H215ZM236 218V219H235ZM247 218V219H246ZM7 219V220H6ZM9 219V220H8ZM197 219V220H196ZM224 219H226V220H224ZM252 221H251V220ZM6 220V221H5ZM16 220V221H15ZM118 220H120L119 221V226L121 227V228H119V226H118V224L116 225L115 223L117 222L118 223ZM192 220H194V221H192ZM211 220V221H210ZM9 221V222H8ZM124 221V222H123ZM174 221V222H173ZM240 223H239V222ZM260 221V222H259ZM15 222H17V223H15ZM29 222V223H28ZM112 223V227L113 228H108V225L109 224H111ZM168 222V223H167ZM235 222V223H234ZM259 222V223H258ZM262 222V223H261ZM12 223H14V224H12ZM107 225H106V224ZM176 223V224H175ZM179 223V224H178ZM213 223V224H212ZM234 223V224H233ZM6 224V225H5ZM12 224V225H11ZM27 224H29V225H27ZM64 224V225H63ZM105 226H104V225ZM142 224V225H141ZM172 224V225H171ZM185 224V225H184ZM186 224H188V225H186ZM236 224V225H235ZM258 224V225H257ZM263 224V225H262ZM59 225L62 227H60L59 228ZM93 225H95V226H93ZM101 225H102V227H101ZM122 225V226H121ZM168 225V226H167ZM175 225V226H174ZM177 225V226H176ZM179 225H181V227H182V230H180V228L181 227H179ZM257 225V226H256ZM3 226H5V227H3ZM12 226V227H11ZM69 226H70V228H69ZM107 226V227H106ZM173 226V227H172ZM184 226H186V228L184 227ZM188 226V227H187ZM192 226V227H191ZM241 226V227H240ZM255 228H254V227ZM262 226V227H261ZM2 227V228H1ZM8 227V228H7ZM64 227H65V229H64ZM91 227V228H90ZM92 227L94 228V229H92ZM104 227H105V229H104ZM124 227H125V229H124ZM127 227V228H126ZM139 227H141V228H139ZM245 227V228H244ZM96 228H98L99 230H101L102 231V233L100 234L99 233V231H98V229H96ZM106 228H108V230H109V232H107V229ZM137 228H139V229H137ZM173 228V229H172ZM194 228V229H193ZM234 228V229H233ZM240 228H243V229H241L240 230ZM259 228V229H258ZM1 229H2V231H1ZM7 231H6V230ZM56 229H58V233H57V231H56ZM60 229H64V232H63V230L61 231ZM92 229V230H91ZM221 229H222V231H221ZM240 231V233L239 232H237L238 230ZM245 229V231L244 232H246V233H244L243 232V230ZM255 229V230H254ZM68 230V231H67ZM93 230H97L98 232V234L96 233L95 234V231L93 232ZM114 230V231H113ZM230 230V231H229ZM60 231V232H59ZM67 231V232H66ZM100 231V232H101ZM180 231L181 232H185L186 233V235H189L188 237H189V244H188V246H189V248L188 247H186L185 248V250L184 249H177L176 250V246L174 245V243H175V241L173 240L174 238H173V235H177V233H180ZM220 231H221V233H220ZM229 231V232H228ZM235 231V233H233ZM104 232V233H103ZM107 232V233H106ZM113 232V233H112ZM122 232V233H121ZM175 232V234H173ZM254 232V233H253ZM61 233V234H60ZM124 233V234H123ZM217 233V234H216ZM224 235H223V234ZM225 233H227V234H225ZM233 234L234 236H231V234ZM238 233H239V235H238ZM156 236H155V235ZM219 234V235H218ZM240 234L242 235V236H240ZM247 234V235H246ZM253 235V236H249V235ZM107 235V236H106ZM109 235V236H108ZM154 235V236H153ZM220 235H222L223 237H221ZM243 235H245V236H243ZM172 236V237H171ZM214 237V238H212V237ZM231 237V239H232V242H234L233 240H235V242L237 241V242H239V243H235L236 245H238V244H240V245H238L240 248L239 249H242L243 247L245 248V249H247L246 251L244 250V248L242 249V250H244L246 253L248 252V251H250V252H248L247 253V255L248 254H250V255H248V258H250V259H248L247 258V255L245 256V252L244 251H242L243 253H239V249H236V248H238L235 244H234V246L233 247H235V249L233 248V247H230L231 245H229V244H231V243H229L230 242V240H228L229 239V237ZM238 236H240L239 238H238ZM192 237H194L195 239H197V240H192L193 238ZM220 237H221V240H220ZM227 237V238H226ZM234 237V238H233ZM247 237H250V239L249 238H247ZM159 238V239H158ZM208 238V239H207ZM236 238V239H235ZM172 239V240H171ZM192 241H194V242H191V240ZM225 239V240H224ZM229 241H227V240ZM211 240H213V242H211ZM224 242H223V241ZM242 240V241H241ZM217 242V243H219V241L220 242H222V249L221 250H219L220 251V253H219V251H216V250H214V249H211L210 248V244H211V246L213 245V244H215L214 242ZM173 242V243H172ZM225 242H227V243H225ZM253 242V246L251 245V243ZM119 244V245H115V244ZM227 245V247H225L226 245ZM104 244V245H103ZM209 244V245H208ZM246 244V245H245ZM249 244H250V246H249ZM256 244V245H255ZM37 245V246H36ZM56 245V246H55ZM225 245V246H224ZM243 247H242V246ZM245 245V246H244ZM93 246V247H92ZM101 246V247H100ZM110 246H112V247H110ZM174 246H175V248H174ZM253 248H252V247ZM256 246V247H255ZM55 247V248H54ZM81 249H80V248ZM107 247V248H106ZM116 247V248H115ZM127 247V248H126ZM84 250H83V249ZM91 248V249H90ZM93 248V249H92ZM94 248H95V250H96V252H95V250H94ZM221 248V247H220ZM232 249V251H231V249ZM251 248V249H250ZM39 249V250H38ZM88 249H90V250H88ZM187 249V250H186ZM252 249H254V250H252ZM258 249V250H257ZM82 250V251H81ZM86 250L88 251V252H90V253H87L86 252ZM98 250V251H97ZM100 250V251H99ZM109 250V251H108ZM190 252H189V251ZM212 250L215 252L216 251V254L214 253V252H212ZM225 251L226 252V254H235L236 256L238 255V257H236L235 255H233V256H231V254L229 255V257H231V258H228V257H225V255L222 253V251ZM236 250V251H235ZM237 250H239V251H237ZM39 251H41V252H39ZM83 251L85 252L84 254H83ZM94 251V252H93ZM186 251V252H185ZM229 251V252H228ZM231 251V252H230ZM115 252V253H114ZM228 252V253H227ZM235 252V253H234ZM251 252L253 253L254 252V254L252 255L251 254ZM257 252V253H256ZM79 253V254H78ZM91 253H92V255H93V257L91 256ZM118 253V254H117ZM236 253H238V254H236ZM78 254V255H77ZM81 254V255H80ZM201 254H203V256L201 255ZM218 254V255H217ZM241 254V255H240ZM257 254V255H256ZM78 257H77V256ZM87 255H89V256H87ZM205 255V256H204ZM217 255V256H216ZM220 255L223 257L224 256V258H221V261L219 260L220 258ZM244 255V256H243ZM258 255H260V256H258ZM83 257V259H82V257ZM213 256V257H212ZM214 256L216 257V259L214 258ZM241 256V257H240ZM244 258H246V259H244ZM256 258H255V257ZM258 256V257H257ZM187 257V259H185ZM191 259H190V258ZM206 257V258H205ZM207 257H209V258H207ZM254 259V260H252V258ZM77 258V259H76ZM81 258V260H79ZM88 258V259H87ZM243 258V259H242ZM263 258V259H262ZM231 259H233V260H231ZM236 259V260H235ZM240 259V260H239ZM183 262H182V261ZM188 260V261H187ZM192 260V261H191ZM213 260V261H212ZM216 260V261H215ZM78 261V262H77ZM80 261V262H79ZM88 261V262H87ZM218 261H220V262H218ZM227 261H223V263L224 264H227ZM232 261V262H231ZM237 261V262H236ZM241 261V262H240ZM71 262V263H70ZM210 262V263H209ZM226 262V263H225ZM84 263V264H85ZM223 263H221V264H223Z\"/></svg>",
    "mask_w": 264,
    "mask_h": 264
},
{
    "label": "bare ground",
    "instance_id": "bare-ground-1",
    "mask_svg": "<svg viewBox=\"0 0 264 264\" xmlns=\"http://www.w3.org/2000/svg\"><path fill=\"white\" fill-rule=\"evenodd\" d=\"M83 1V0H82ZM80 2V0H0V10L3 9L4 12L6 13L5 14V17L4 20L7 22L5 24H7V28L3 31V33H0V62H6L7 61V64L4 65V69H6L7 71H5L4 73V76L2 79H0V133L4 132L5 134H7L8 132L13 134L12 136L14 135H18L19 134V130L18 128H23L25 127V129H29L30 131L33 132L34 128L38 125V124H43L46 129H49V132L52 133V134H56L55 137L57 138V143L58 144H64V145H72L74 141H76L75 138H79V136L81 137H85L86 135H93L95 134L96 132H98L99 134L96 133V135H98V137H106V138H110V135L112 136V139L115 138L116 136H118V134H122L121 136L123 137V134H124V138L126 139H129L130 140V143L137 149V152H138V155L142 156V158H147V159H153L156 161V159L158 158L159 159H162L163 156L165 157L166 155L170 158V157H173V156H176L177 157V160L176 162H174V165L173 167H171V169H169L168 167L166 168H160V167H157L156 171L154 170L153 174L150 175V173L146 172L147 176L144 174V177L140 179V176H139V179H137L136 177L135 178H131V179H127L125 180L126 178H128L126 176V178L124 179L125 180V192L122 196L123 199L126 200V197H128L129 194H133L134 193V190L136 188H142V189H147V193L150 195V198L155 201L154 199H156V189L157 188H162L163 191L168 195L169 198H172V190L174 187H177L179 185L182 184V182L184 181L185 182V188H186V194L180 196L179 195V192L177 191H174V193L176 192V196L174 197V200H173V205L174 203L176 202H186L187 204L191 203V204H194L195 207L192 205V209L193 207L196 209H194L195 211L198 210V201L201 197H203V200L205 201V204L207 203L208 205V202L211 201V198L212 196H215L214 192L215 189H216V185H217V182H220L223 186H224V189H225V195H224V199H228L229 196L231 194H241L242 192H247V191H251V190H254L255 189V185H256V179H258V182L259 181H263L262 183V187H261V193H262V190H263V193L262 195L264 196V49L262 50L263 53H261L259 56H258V59H256V57H250L249 59H246L244 60L245 58H243V56L241 55L240 51H238L237 53H235L234 51V54H233V51L231 52L230 51V48H231V45L232 44H238V46L240 47L241 44L238 43V36H236L234 34V36L236 37H232V36H229V33L228 31L226 30V27H225V24L221 25V28L220 30H215L216 28H214L215 31H217V35L220 37L221 41L219 40V42H221L222 44V51H217V52H220L219 55V59H220V62H218V65L215 61L213 62L215 64V67H214V75L212 74V76L215 78L213 80H215V86L214 85H210L211 83V79H208L210 80V84L209 83H206V82H203L205 81L207 75L204 76V80H200L202 81L201 83L200 82H196V83H192L194 82L193 80L191 81V78L193 77L192 74H196V73H202V74H207V72H205L206 70L203 69V66L199 63V64H196L197 61V56L198 53L195 55V53L193 54L191 48H190V45L186 47V49H181L183 46H182V39L183 37L185 38V36L187 35L186 31H183V29L180 30H177L178 32H176L177 34H180L176 37L175 35H171L172 34V31L170 28H168V25H165V22L164 20H161L157 26H155V30L158 31L159 33V36L158 38L160 39L161 37H164L168 40V43L169 44H173L172 46H177L178 48H180V50H177V48H174L171 50V48L169 49V47H164V49L162 48L161 44L160 45H149L147 44L146 46L149 47L148 48V51L145 50L143 55L145 54V58L146 60H143V58L141 59L140 57H137L134 53V51H132L133 47L131 48V43H130V40L129 38L133 35H131L130 37L127 36V38H123L125 40L121 41V43H117V45L119 44V47H118V50H116L115 48V51L116 53H114V50L111 48L113 46H109L110 45V42L108 43L109 45H107V48L109 46L110 49L113 50V53L111 52L112 50H110L109 48L107 50L104 51V54L106 56V59L102 60L99 56L100 59L98 60H102L100 63V61H98V63L96 64L95 62V57H96V54L94 52H92V49L93 47H96L94 46H91V47H88V48H91V51L90 49H88L89 52H84L82 54H84L83 56L81 55V53H77V56L80 55L78 59L79 63H80V67L81 69V77H79L80 79H75L73 80L72 76L75 75L78 71V68L76 67V63L73 64L75 65L76 68L73 67V65L70 67L69 64H68V60L65 61V63L68 64V67H69V71L65 73V71H67L66 69L64 70V66L63 69L64 70V73L63 71L61 72L62 75H58L56 74V71L53 70L52 66L51 67H48V64L46 62H48L47 60L51 59V56H53L51 53V48L52 50L54 51L53 53H56L55 51H57L56 54H58L59 52H61V49H62V46L60 44L63 45V42L58 38V37H62L65 30L64 28L66 27V25L68 24L67 21L69 18H72V17H75L74 15L77 14L78 15V12H81V10L83 11L82 6H84V2ZM90 1V0H89ZM108 1V0H107ZM129 1L131 0H128V2L126 3H129ZM151 1V0H150ZM194 1V0H192ZM202 1V0H201ZM206 1V0H205ZM229 1V0H228ZM232 1V0H231ZM236 1H239V0H236ZM254 1V0H253ZM260 1V0H259ZM93 2V1H92ZM106 2V1H105ZM110 2V1H109ZM132 2V11L129 9L130 11V16L132 17V19L134 20V25H133V28H132V31L135 32V24H138L136 25L137 27H139L141 29V26L143 25L142 24V21H138L139 23H136L137 22V19L140 20L141 16L139 18H137V10L141 8V0H137V1H131ZM130 2V4H131ZM164 15L165 17L167 16H173V17H177V16H180L182 14V11L184 10L183 9V6H187L188 3L187 0H164ZM188 2H191L188 1ZM197 2V1H195ZM203 2V1H202ZM202 2H199V3H202ZM221 2V1H220ZM234 2V1H233ZM232 2V4H233ZM95 3V2H94ZM112 3V2H111ZM110 3V4H111ZM192 3V2H191ZM190 3V5H191ZM198 3V4H199ZM209 3V2H208ZM225 3V2H224ZM242 3V1H241ZM248 3V2H247ZM246 3V4H247ZM263 4V2H261ZM84 4V5H82ZM109 4V3H108ZM113 4V3H112ZM115 4V3H114ZM129 4V5H130ZM193 4L195 5L196 3L193 2ZM207 4V3H206ZM205 4V5H206ZM231 4V5H232ZM251 4V2L249 3ZM260 4V2H259ZM200 5V4H199ZM203 5V4H202ZM211 5V4H210ZM222 5V4H221ZM227 5V4H226ZM234 5V4H233ZM232 5V6H233ZM253 5V4H251ZM27 6L29 7L28 9H24L25 7L27 8ZM86 6H90L89 8L91 9V5H87ZM85 6V7H86ZM94 6V4H93ZM114 6V5H113ZM112 6V7H113ZM117 6V5H116ZM137 6H140L139 8H137ZM189 6V4H188ZM192 6V5H191ZM218 6V4H217ZM220 6V5H219ZM249 6V5H248ZM260 6H262L260 4ZM109 7V5H108ZM111 7V6H110ZM118 7V6H117ZM116 7V8H117ZM125 7V6H124ZM128 7H131V6H128ZM158 7V6H156ZM163 6H161L160 8H162ZM195 7V6H194ZM197 7V6H196ZM203 7V6H202ZM206 7V6H205ZM213 7V6H212ZM227 7H229L227 5ZM226 7V8H227ZM87 8V7H86ZM85 8V9H86ZM88 8V9H89ZM94 8V7H93ZM92 8V9H93ZM106 8V7H105ZM119 8V7H118ZM121 8V7H120ZM119 8V9H120ZM127 8V7H126ZM158 8V9H160ZM186 8V7H184ZM188 8V7H187ZM193 8V7H192ZM221 8H223L221 6ZM220 8V9H221ZM238 8V7H237ZM81 9V10H80ZM91 9V10H92ZM110 9V8H108ZM107 9V10H108ZM112 9V8H111ZM110 9V10H111ZM115 9V8H114ZM197 9V8H196ZM218 9V8H217ZM254 9V8H253ZM261 9V8H260ZM258 9V10H260ZM106 10V9H105ZM189 10H191V7H189ZM195 10V9H194ZM207 10V8H206ZM230 10V9H229ZM256 10V9H255ZM87 11V9H86ZM96 11V10H95ZM95 11H89L88 10V14L89 13H92V12H95ZM98 11V10H97ZM97 11L95 12V14L97 13ZM115 11V10H114ZM120 12V10H118ZM122 11V10H121ZM139 11V10H138ZM149 11V10H148ZM159 11H163V8L162 10H159ZM198 11V9L196 10ZM201 11V10H200ZM203 11V10H202ZM226 11V10H225ZM228 11V10H227ZM257 11V10H256ZM263 11V10H262ZM108 15L110 13V11H106ZM124 14L125 12L122 11ZM140 12V11H139ZM150 12V11H149ZM184 12V11H183ZM209 12V11H208ZM220 12V10H219ZM224 12V11H223ZM230 12V11H229ZM3 13V12H2ZM84 12H82L83 14ZM87 13V12H86ZM99 13V12H98ZM96 14V15H99V14ZM111 13H114V12H111ZM118 13V12H116ZM152 13H156L155 12V9ZM158 13V12H157ZM163 13V12H162ZM188 13V12H186ZM211 13H215L214 12H211ZM226 13V12H225ZM254 13V12H253ZM259 13V12H258ZM257 12H255V14L257 15L258 14ZM81 14V13H79ZM95 14H90L92 15V18H89L91 19V22L94 21L93 19H95L93 17V15ZM115 14V13H114ZM141 14V13H140ZM139 14V15H140ZM159 14V13H158ZM197 14V13H196ZM195 14V15H196ZM205 14V13H204ZM223 14V13H222ZM227 14V13H226ZM229 14V13H228ZM251 14V13H250ZM249 14V15H250ZM51 16L49 19L52 18V21L54 20L53 18H56L58 20H63L61 23L58 21V23H60L58 25L57 23V20L53 21V26L56 27V28H53V26H49L51 31L52 32H49L47 30V32L49 33H52L51 35L47 32H39L37 31L38 29H40L41 27H44L46 26L47 24H45V21L48 19L47 17ZM102 15V13H101ZM106 15H103L106 17ZM117 14H115V16L113 15V17H117L116 16ZM118 15H122V14H118ZM129 15L128 13L126 14V17L128 19V16ZM163 15V14H162ZM161 15V16H162ZM190 15V14H188ZM193 15V14H192ZM194 15V16H195ZM199 15V14H198ZM207 16V14H205ZM213 15V14H212ZM220 15V13H219ZM225 15V14H224ZM255 15V16H256ZM259 15V14H258ZM79 16V15H78ZM84 16V15H83ZM86 16V15H85ZM84 16V18H85ZM100 16V15H99ZM182 16V15H181ZM205 16V17H206ZM263 14L261 13V16L262 17ZM109 17V16H108ZM112 17V18H113ZM151 17V16H150ZM160 17V16H159ZM158 17V18H159ZM164 17V18H165ZM196 17V16H195ZM194 17V18H195ZM199 17V16H198ZM208 17V16H207ZM215 17V15H214ZM225 17V16H224ZM223 17V18H224ZM253 17V16H252ZM251 17V18H252ZM1 18V19H3ZM77 18V17H75ZM87 18V17H86ZM87 18L86 20L88 21ZM103 18V17H102ZM101 18V19H102ZM123 18V17H122ZM155 17L154 21L156 19H158ZM183 18V16H182ZM186 18V16L184 17ZM192 18V17H191ZM193 18V19H194ZM201 18L203 19L204 16ZM228 18V17H227ZM226 18V19H227ZM263 18V17H262ZM74 19V18H72ZM79 18H77L78 20ZM83 18H81L82 20ZM100 19V21H101ZM107 19V18H106ZM105 19V20H106ZM111 19V18H109ZM120 19V18H119ZM124 19V18H123ZM126 19V18H125ZM124 19V20H125ZM179 18H177L178 20ZM198 20L200 19L197 18ZM207 19V18H206ZM213 19V17H212ZM218 19V18H217ZM264 19V18H263ZM75 20V19H74ZM73 20V21H74ZM74 21L75 23L74 24H78L79 22L81 21ZM85 20V19H84ZM83 20V21H84ZM97 20H98V16H97ZM104 20V19H103ZM112 20V19H111ZM110 20V21H111ZM150 20V19H149ZM181 21L183 19H180ZM191 20V19H190ZM196 20V19H195ZM208 20V19H207ZM214 20V19H213ZM261 20V19H260ZM71 21V19H70ZM115 22L117 21L116 18L114 20ZM113 21V22H114ZM130 21V20H129ZM153 21V23H154ZM158 21V20H157ZM155 21V22H157ZM167 21V19H166ZM172 21V20H171ZM169 20V22H171ZM174 21V19H173ZM179 21V20H178ZM184 21V20H183ZM216 21V20H214ZM224 21V19H223ZM227 21V20H226ZM224 21V23L226 22ZM264 21V20H262ZM48 22V20L46 21ZM77 22V23H76ZM86 22V21H85ZM122 22L124 23L125 21L122 20ZM128 22V21H127ZM145 22V20H144ZM143 22V23H144ZM152 22V21H150ZM189 25L190 22L187 21ZM195 23V21H192ZM191 22V28H194V23L192 24ZM206 22V20L204 21ZM213 22V21H212ZM217 22V21H216ZM215 22V23H216ZM219 22V21H218ZM217 22V23H218ZM261 22V21H260ZM37 23V24H36ZM38 23L40 25H38ZM88 23H90V20L88 21ZM87 25H91V26H88L90 27V32L94 30V23L92 22V24H88ZM96 23V22H95ZM104 23V22H103ZM107 23V22H106ZM104 23V24H106ZM112 23V22H111ZM129 23V22H128ZM147 23V22H146ZM152 23V24H153ZM168 23V22H167ZM177 23V22H176ZM184 23V22H183ZM221 23V22H219ZM218 23V24H219ZM247 23V22H246ZM244 23V25H246L247 29H248V25ZM250 23H252L250 21ZM99 24V23H98ZM108 24V23H107ZM106 24V25H107ZM122 24V23H120ZM148 24V23H147ZM150 24V23H149ZM155 24V23H154ZM171 24V23H170ZM174 24H175V21H174ZM173 24V25H174ZM181 24V22H180ZM211 24V23H210ZM207 23H205V26L204 28L207 30L208 28V33L209 32H212V35L213 33L215 32L214 30H212V26L216 25H210ZM222 24V23H221ZM249 24V23H248ZM255 24V23H254ZM261 24V23H259ZM0 25H3L0 23ZM48 25H51V20H50V24ZM70 25V24H69ZM69 25H67L66 28L69 27ZM78 25H81V24H78ZM82 25L84 26H81L82 28L81 29H84L85 26H87L86 24H84V22L82 23ZM110 25V24H109ZM108 25V26H109ZM151 25V24H150ZM182 25V24H181ZM185 25V23L183 24ZM200 25V24H199ZM252 25V24H250ZM264 25V24H262ZM6 26V25H4ZM2 26V27H4ZM102 26V25H100ZM117 26V25H116ZM123 26V25H122ZM125 26V25H124ZM153 26V27H154ZM167 26V27H166ZM177 26V25H176ZM202 26V25H201ZM218 26V25H217ZM241 26V25H240ZM255 26V25H254ZM261 26V25H260ZM48 26H46L45 28H47ZM75 27V26H74ZM88 27H86L85 29L88 31ZM104 27V25H103ZM118 27V26H117ZM127 27H128V24H127ZM127 27L125 26L124 28L127 29ZM147 28V26H145ZM174 27V26H173ZM186 27V26H185ZM242 27V26H241ZM241 27H236V28H240ZM259 27V26H258ZM53 28V30H52ZM76 28V27H75ZM79 28V27H77ZM111 28V26H110ZM123 28V29H124ZM129 28V27H128ZM144 28L143 29V33L146 34V30H149ZM178 28V27H177ZM189 28V27H188ZM26 29L27 30V34L29 36V42L26 44H18L16 45L15 42H17L20 39H22V34H23V30ZM70 31L73 30L71 28H69ZM68 29V31H69ZM80 29V30H81ZM97 29V27H96ZM154 29V28H153ZM235 29V28H233ZM232 29V30H233ZM253 29V27L251 28ZM255 29V28H254ZM261 29V28H260ZM259 29V30H260ZM2 29L0 28V31ZM45 30V29H43ZM67 30V29H66ZM77 29H75L76 31ZM79 30V31H80ZM84 30V31H86ZM105 30V28H104ZM103 30V31H104ZM113 30V29H112ZM120 30V29H119ZM175 30V28H174ZM173 30V31H174ZM189 30V29H188ZM205 30V31H206ZM245 31H243L244 33L246 32V29H244ZM256 30V29H255ZM39 32V34L35 36V33H33V37L29 34V32L32 34V32ZM63 31V33H62ZM69 31V32H70ZM75 31H74V34L73 35H76L75 34ZM78 31V30H77ZM121 31H123L121 29ZM127 31H129L127 29ZM151 31H154V30H151ZM237 31V30H236ZM251 31V30H250ZM249 31V32H250ZM254 31V30H253ZM261 31V30H260ZM259 31V32H260ZM2 32V31H1ZM62 35H60L61 33ZM98 32V31H97ZM108 32V30L106 31ZM114 32V31H113ZM117 32V31H116ZM114 32V33H116ZM188 32V31H187ZM190 32V31H189ZM198 32V31H197ZM241 32V31H240ZM248 32V31H247ZM246 32V33H247ZM67 34H69L68 32H65ZM82 33V32H81ZM79 34L81 36H79V40L81 38H83V36L85 34ZM84 33V32H83ZM149 33H150V30H149ZM152 33V32H151ZM156 33V32H155ZM193 33V32H191ZM206 33V32H205ZM234 33V32H233ZM238 33V32H236ZM49 36H52V39H49V40H53V43L51 44L50 42H48V37L47 35ZM72 34V32H71ZM113 34V33H112ZM110 34V37L111 35ZM121 34V33H120ZM130 34V33H129ZM194 34V33H193ZM197 34V33H196ZM243 34V33H242ZM253 34V33H252ZM15 35V36H14ZM26 35V33H25ZM60 35V36H59ZM65 35V34H64ZM72 35V36H73ZM78 35V34H77ZM77 35L75 38H77ZM93 35V33H92ZM104 35V34H103ZM108 35V34H107ZM114 35V34H113ZM116 35V34H115ZM148 35V34H147ZM153 35V34H152ZM155 35V34H154ZM158 35V34H157ZM189 35V33H188ZM209 35V34H208ZM241 35V34H240ZM244 35V34H243ZM242 35V36H243ZM27 36V35H26ZM28 36L26 38V40H28ZM109 36V35H108ZM107 36V37H108ZM118 36V35H116ZM115 38H118L116 37ZM125 36V35H124ZM141 36V35H140ZM156 36V35H155ZM195 36V34H194ZM199 36V35H198ZM216 36V37H218ZM245 36V35H244ZM260 36V35H259ZM263 36V35H262ZM14 37L16 38L15 42H14ZM67 37V35H66ZM64 37V39L66 38ZM68 37H71V36H68ZM74 37V36H73ZM88 37V36H87ZM86 37V38H87ZM90 37V36H89ZM106 37V36H105ZM113 39H114V36H112ZM126 37V36H125ZM129 37V38H128ZM148 37L147 36V40H148ZM157 37V36H156ZM188 37V36H187ZM191 37V35H190ZM25 38V37H24ZM77 38V39H78ZM91 38V37H90ZM95 38V37H94ZM99 38V37H97ZM143 38V37H142ZM157 38V39H158ZM195 38V37H194ZM193 38V39H194ZM201 38V37H200ZM203 38V36H202ZM207 38H209L207 36ZM259 38V37H257ZM264 38V37H263ZM69 39V38H68ZM67 39V40H68ZM77 39H74L77 43L79 42ZM110 39V38H109ZM138 39V38H137ZM141 38H139L140 40ZM145 39V38H143ZM163 39V38H162ZM180 40V41H177V40ZM189 39V38H188ZM187 39V40H188ZM215 39V38H214ZM62 42H60V41ZM72 40V37L70 38L69 41ZM73 40V41H74ZM82 40V39H81ZM84 40V39H83ZM96 40V39H95ZM102 40V39H101ZM108 40V39H106ZM121 40V39H120ZM119 38H118V41H120ZM161 40V39H160ZM196 40H197V37H196ZM201 40V39H200ZM199 40V42H200ZM203 40V39H202ZM239 40H243V37L239 38ZM259 40V39H258ZM262 40V39H261ZM25 41V40H24ZM54 41L56 42L57 45H60L61 48H59L57 45L54 46ZM86 41L85 40V44H86ZM93 41V40H91ZM90 41V42H91ZM110 41H113L110 39ZM117 42V40H115ZM114 41V42H115ZM163 41V40H162ZM161 41V43H162ZM174 42H177L176 44L173 43ZM184 41V40H183ZM192 41V40H191ZM194 41V40H193ZM210 41V39H209ZM252 41V40H251ZM74 42V43H76ZM84 42H80L78 43V47H79V44L82 45ZM89 42V41H88ZM87 42V44H88ZM135 42V41H134ZM155 42V41H154ZM159 40L156 42L157 44ZM166 42V41H165ZM190 42V41H189ZM198 42V41H197ZM212 42V41H210ZM260 42V40H259ZM64 43H65V40H64ZM69 43V42H67ZM82 43V44H81ZM94 43V42H93ZM112 43V42H111ZM151 44V42H149ZM186 43V42H185ZM194 43V42H193ZM208 43V42H207ZM214 43V42H213ZM211 43V44H213ZM258 43V42H257ZM41 44H43V46L45 45L47 48H50L48 50L51 51V53L47 52V49H46V53L48 54H51L50 55V58L47 59L45 58V55L46 53L44 54V52H42L40 46ZM70 44V43H69ZM73 44V42H72ZM71 44V45H72ZM86 44V45H87ZM113 44V43H112ZM116 44V43H115ZM143 44V43H142ZM141 44V46H142ZM188 44V43H187ZM195 44V43H194ZM193 44V45H194ZM200 43H198L199 45ZM215 44V43H214ZM75 45V44H74ZM71 46L72 48L74 47ZM86 45H82V46H86ZM88 45H91V44H88ZM87 45V46H88ZM139 45V44H138ZM164 46H167L165 44H163ZM185 45V44H184ZM192 45V46H193ZM206 45V44H205ZM210 46V43L208 44ZM216 45V44H215ZM253 45V44H252ZM255 45V44H254ZM259 45H263V48H264V41L261 42ZM86 46V47H87ZM106 46V45H104ZM140 46V45H139ZM138 46V47H139ZM169 46V45H168ZM196 46V45H195ZM202 46V45H201ZM218 46V45H217ZM245 46V45H244ZM42 47V46H41ZM69 47V48H71ZM76 47V46H75ZM199 47V46H198ZM214 47V46H213ZM220 48V46H218ZM247 47V46H245ZM67 48V47H66ZM103 48V47H102ZM106 48V47H105ZM135 48V46H134ZM137 48V47H136ZM143 48V46L141 47ZM141 48L139 50H141ZM197 48V47H196ZM206 48H209V47H206ZM212 48V47H210ZM249 48V47H248ZM254 48V47H253ZM252 48V49H253ZM77 49V48H76ZM80 49V48H78ZM138 49V48H137ZM195 49V48H193ZM204 49V48H203ZM221 49V48H220ZM234 49V48H233ZM262 49V48H261ZM72 50V49H71ZM75 49L73 48V51ZM94 50V49H93ZM110 50V51H109ZM138 50V51H139ZM144 50V48H143ZM200 50V49H199ZM202 50V49H201ZM215 50V49H214ZM216 50H219L217 49L216 47ZM246 50V49H245ZM103 51L101 53H103ZM106 51H109L110 53L108 54ZM136 51V49H135ZM137 51V52H138ZM196 51V50H195ZM204 53H205V50H203ZM237 51V50H236ZM259 51V50H258ZM261 51V50H260ZM64 53V51H62ZM80 52V51H78ZM143 52V51H142ZM141 52V54H142ZM148 52V53H147ZM198 52V50L196 51ZM208 52V54L210 53L208 50L206 51ZM230 52L232 53V55H230ZM245 52V51H244ZM243 52V53H244ZM247 52V51H246ZM255 52V51H254ZM60 54L64 57H66L65 55L68 54L69 52H66V54ZM73 53V52H71ZM75 53V52H74ZM108 55H107V54ZM140 53V51H139ZM200 53V52H199ZM211 53H214L211 52ZM249 53V51L247 52ZM253 53V52H252ZM250 53V54H252ZM30 54H36L38 57H40V61H39V64L37 62L34 63L32 62L31 65L29 66H38V67H43V68H47L48 70L44 71V69H42V71H40L41 67L39 68L40 72H41V75L43 76V78H40L41 79H44L45 78V82H41L38 84V86L40 88H45L47 87V85L49 86V88L44 92V94L42 95L41 94V98L39 101L37 99V96L35 97L34 94L36 93L37 90V87L36 89H34V87L29 83V74H28V77L25 76L24 74H27L28 72H24V74H22L21 70L22 68L20 69V64L22 61V59L24 60L27 59L26 57ZM55 54V55H56ZM140 54V55H141ZM147 54V55H146ZM175 56L173 59L171 56L173 55ZM202 54V53H201ZM200 54V55H201ZM206 54V55H208ZM216 54V52L214 53ZM254 54V53H253ZM73 55V54H72ZM72 55L70 57H72ZM139 55V54H138ZM199 55V56H200ZM203 55V54H202ZM62 56H61V59H62ZM69 56V55H68ZM178 56H181L182 58H185V62H187L188 60L189 61V65L188 66H185L183 65V68L180 69V70H176L175 69V66H178V65H175L176 63H174V61L176 62V58H177V61H178ZM205 56V55H204ZM210 56V55H209ZM215 56V55H214ZM250 56V55H249ZM257 56V55H256ZM63 57V58H64ZM69 57V58H70ZM76 57V55H75ZM167 58L169 59V63L166 64L164 62V58ZM216 57V56H215ZM248 57V56H247ZM55 58V56H54ZM53 58V59H54ZM72 57V60L74 61V58ZM180 58V57H179ZM181 58V59H182ZM202 58V57H200ZM206 58V57H205ZM43 59V61H42ZM47 59V60H46ZM60 59V60H61ZM68 59V58H66ZM210 59V58H209ZM213 59V58H212ZM218 59V60H219ZM29 59H27L26 61H28ZM65 60V58H64ZM77 60V59H76ZM196 60V62H195ZM202 60V59H201ZM205 60V59H204ZM214 60V59H213ZM25 61V62H26ZM52 60H50L49 62H51ZM54 61H58L59 60H54ZM68 61V62H67ZM97 61V60H96ZM136 61V62H135ZM181 60H179L180 62ZM212 61V60H211ZM75 62V61H74ZM154 63L155 65H157L158 63L162 64L160 67L162 66H165V69L164 71L161 70L162 72V75L160 76L163 81L165 82H162V85L160 86L161 89H162V95H166L168 96L169 94H171L172 92L175 93V97L174 99L172 98L171 102L169 104H163L162 101H160L159 99V94L158 96L155 94V90H154V84H153V78H152V75H151V71H150V64L151 63ZM203 62V61H202ZM205 62V61H204ZM30 63V62H29ZM57 63V62H56ZM61 63V62H59ZM71 64V62H69ZM152 63V64H153ZM212 63V64H213ZM55 64V63H53ZM149 64V66H148ZM186 64V63H185ZM22 65V64H21ZM40 65V66H39ZM47 65V66H46ZM56 65V64H55ZM62 65V63H61ZM133 65V66H132ZM175 65V66H174ZM198 65L202 66V69L201 70ZM204 65V64H203ZM210 65V64H209ZM217 65V66H216ZM59 66V64H58ZM152 66V65H151ZM158 66V65H157ZM199 68H198V67ZM207 66V65H206ZM214 66V65H213ZM231 66V71H229L228 67ZM61 67V66H60ZM59 67V68H60ZM124 67H126L128 70V72L126 73L127 76L126 79H124V81H122V79L120 80V78L116 77L114 78V82L116 83V88L114 89L115 91L113 92V88H108L107 90H104L102 88V80L106 79V78H111V76L115 77L117 74H119ZM182 67V66H181ZM180 67V68H181ZM187 67V68H186ZM205 67V66H204ZM208 67V66H207ZM154 68V67H153ZM159 68V67H158ZM177 68V67H176ZM179 68V67H178ZM213 68V67H212ZM211 68V69H212ZM58 69V67H57ZM56 69V70H57ZM24 70V69H23ZM59 70V69H58ZM158 70V69H157ZM205 70V71H204ZM209 70V69H207ZM47 71H50L51 74L53 75V77L50 75V73L48 74ZM61 71V70H60ZM58 71V72H60ZM77 71V72H76ZM124 71V70H123ZM155 71V69L153 70ZM212 71V70H211ZM57 72V73H58ZM119 72V73H118ZM164 72V73H163ZM32 73V72H31ZM79 73V72H78ZM78 73L76 75H78ZM125 73V72H124ZM154 73V72H153ZM34 75V73H32ZM31 74V75H32ZM202 74H199V75H202ZM25 77H24V76ZM156 75V74H155ZM153 75V77L155 76ZM79 76V75H78ZM118 76V75H117ZM121 76V74L119 75ZM196 76V75H194ZM198 76V75H197ZM209 76V75H208ZM27 77V78H26ZM33 77V76H32ZM37 77V76H36ZM200 77V76H199ZM203 77V75H202ZM34 78V77H33ZM76 78V77H75ZM78 78V77H77ZM123 78V77H122ZM157 80L159 77H156ZM155 78V79H156ZM32 79V78H31ZM38 79V78H37ZM112 79V78H111ZM194 79V78H193ZM201 79V78H200ZM108 80V79H107ZM212 80V82H213ZM34 81H37V80H34ZM42 81V80H41ZM57 81V83H56ZM65 81V82H64ZM110 81V80H109ZM112 81V80H111ZM110 81V82H111ZM121 81V82H120ZM196 81V80H195ZM120 82V83H119ZM167 82V83H166ZM37 82H35L36 84ZM106 83H109V82H106ZM112 83V82H111ZM114 84V83H113ZM105 85V84H104ZM107 85V84H106ZM156 85H157V82H156ZM155 85V86H156ZM114 86V85H113ZM179 86H181V89L179 88ZM108 87V85H107ZM101 88L103 90H101ZM39 89V88H38ZM157 89V87H156ZM160 89V88H159ZM159 89L157 91H159ZM160 89V90H161ZM125 90H128L131 94L130 96L132 97V99H137V98H141V102H143V108H142V112H137V110H135L136 112L133 114L132 110L131 111V106L128 104V106L126 107L125 110H122L120 111L118 109V107L116 108L115 106H119V105H115L116 103L115 100H116V97H117V94L125 91ZM43 91V90H42ZM99 91V92H98ZM156 91V92H157ZM41 92V91H40ZM96 92V93H94ZM107 92V93H106ZM39 93V92H38ZM36 93V94H38ZM103 93H106V94H103ZM94 94V95H93ZM118 94V95H119ZM126 93H124L125 95ZM174 96V95H173ZM167 98V97H166ZM171 98V97H170ZM163 99V98H162ZM169 99V98H168ZM119 100V99H117ZM130 100V99H129ZM139 100V99H138ZM170 100V99H169ZM252 100L255 104L258 103L257 106L254 105V107H256V113L258 114V116L256 118L252 117V116H245L246 118L244 119H241L242 121L237 124L236 126V121H232L233 124H231L230 120H232L231 118L234 116V114H236L234 111H233V107H234V104H238L239 106L241 107H246L245 105H247V101L248 103H250L249 101ZM120 101V100H119ZM131 101V100H130ZM129 101V102H130ZM166 101V100H165ZM163 101V102H165ZM251 101V102H252ZM141 102H139L141 104ZM253 103V104H254ZM121 104V103H120ZM139 104V105H140ZM135 105V104H134ZM126 106V105H124ZM136 106V105H135ZM141 106V105H140ZM250 106V105H249ZM58 108H62L64 110H66V114L65 115H61V114H58L59 112L58 111H55L57 110ZM120 108V107H119ZM131 108V109H130ZM139 108V107H138ZM135 109V108H133ZM245 109V108H244ZM243 109V110H244ZM8 110H12L17 116L14 118L13 115H3L1 112L3 111V113L7 112ZM140 110V109H139ZM138 110V111H139ZM248 110V109H247ZM57 112V115H55V119L53 120V123H49L52 122L50 117L51 114L53 112ZM120 111V112H119ZM9 112V111H8ZM60 112H62V110H60ZM122 112V114H120ZM183 113L184 114V117L182 118V122L181 124L177 127H174V128H177L178 129V132L175 133L172 132L170 129L166 128L164 125H165V122L174 118L175 116H177L178 114L180 113ZM250 112V111H249ZM253 112V110H252ZM11 113V111H10ZM238 113V112H237ZM8 115V117H7ZM248 115V114H246ZM238 116V115H237ZM54 117V116H53ZM52 117V118H53ZM147 117H149L147 123H149V127L148 128H145L144 125L146 124V120H147ZM242 118V117H241ZM45 119V120H44ZM107 119H111V121L107 122L106 120ZM234 119V118H233ZM7 120V122L5 121ZM47 120V121H46ZM49 120V121H48ZM29 121V125H26L27 122ZM31 121V123H30ZM45 121V122H44ZM231 126H230V124ZM105 124V125H102ZM35 125V126H34ZM228 125L230 126V128L228 127ZM18 126V127H17ZM40 126V125H39ZM103 126H105V128H103ZM158 127V128H156ZM228 127L227 131H225L224 129ZM170 128V127H169ZM42 129L43 126H42ZM172 129V127H171ZM174 130V129H172ZM45 131V130H44ZM48 131V130H47ZM7 132V133H6ZM1 133V134H2ZM10 134V136H11ZM9 135V134H8ZM50 135V134H49ZM85 135V136H84ZM20 136V135H19ZM26 136V135H25ZM25 136H20L23 138H25ZM51 136V135H50ZM54 136V135H53ZM19 137V138H20ZM87 137V136H86ZM91 137V136H89ZM93 137V136H92ZM95 137V136H94ZM96 137V138H98ZM121 137V138H122ZM2 137H0L1 139ZM17 138V137H16ZM30 138V137H29ZM48 138V137H47ZM118 138V137H116ZM123 138V139H124ZM15 139V138H14ZM18 140V139H15L17 141L15 142H18L16 144H18V148H23V147H30V144L31 142L27 143V139H25L26 141L24 140ZM33 138L31 137L30 140H32ZM53 139V138H52ZM75 139V140H74ZM81 138H79V141H80ZM88 139V138H87ZM92 139V138H91ZM119 139V138H118ZM5 140V139H4ZM13 140V139H12ZM73 140V142H72ZM85 140V139H84ZM90 139H88L89 141ZM10 141V140H9ZM82 141V140H81ZM91 141V140H90ZM110 141V139H109ZM117 141V140H116ZM125 141V140H124ZM128 141V140H127ZM126 141V142H127ZM4 142V141H3ZM71 142V144H70ZM78 141H76L77 143ZM106 140L104 138V141L102 139V142H100L99 144V148L102 147L104 144H105ZM108 142V141H107ZM114 142V141H113ZM125 142V143H126ZM11 143V141H10ZM112 143V142H111ZM129 143V142H128ZM0 144H2L1 140H0ZM5 144V143H4ZM33 144V143H32ZM36 144V143H35ZM84 144V143H82ZM113 144V143H112ZM130 144V145H131ZM74 145V144H73ZM72 145V146H73ZM126 145V144H125ZM131 145V146H132ZM44 146V145H43ZM63 146V145H62ZM32 147V146H31ZM34 147V146H33ZM42 147V145H41ZM40 147V148H41ZM45 147V146H44ZM68 147V146H67ZM66 147V148H67ZM96 147V146H95ZM7 148V147H6ZM5 148V149H6ZM9 148V147H8ZM14 148V147H13ZM70 148V147H69ZM11 149V148H10ZM28 149V148H27ZM90 149V148H89ZM97 149V147H96ZM3 150V149H2ZM31 150V149H30ZM95 150V149H94ZM92 150V151H94ZM6 151V150H5ZM22 151H25V148L24 150H17V148H15L14 150H11L10 151V155L9 157L8 156H5V158L7 157V160L8 162H6L5 164L7 166L11 165L12 168L13 166L19 164L21 161H24V160H29L28 158H26L24 156V154L22 153ZM41 152V150H39ZM48 151V149H47ZM88 151V150H87ZM91 151V150H90ZM96 151V150H95ZM99 151V150H98ZM101 151V150H100ZM106 151V150H105ZM136 151V150H135ZM3 152V151H1ZM29 152V151H28ZM44 152V151H43ZM132 152V151H131ZM6 154V153H5ZM28 154V153H27ZM44 154V153H43ZM104 154V152L102 151V155ZM136 154V153H135ZM1 155V153H0ZM39 155V153H38ZM42 155V154H41ZM52 155V154H51ZM61 155V154H60ZM85 155V154H84ZM112 155V154H111ZM110 155V156H111ZM132 155V154H131ZM28 156V155H27ZM47 156V155H45ZM68 156V154H67ZM66 156V157H67ZM99 156V155H98ZM139 156V157H140ZM42 157V156H41ZM53 157V155H52ZM58 157V156H57ZM80 157V156H79ZM82 157V156H81ZM166 157V158H168ZM212 157L214 158V160L212 159ZM4 158V159H5ZM44 158V157H43ZM47 158V157H46ZM45 158V159H46ZM61 158V156H60ZM65 158V157H64ZM112 158V157H111ZM143 158V160H145ZM216 158V159H215ZM1 159V158H0ZM39 159V158H38ZM51 159V158H50ZM105 160H107V158H104ZM138 159V158H137ZM175 159V158H174ZM32 160V159H30ZM37 160V159H36ZM44 160V159H42ZM64 160V159H63ZM82 160V159H81ZM109 160V159H108ZM107 160V161H108ZM164 160V158L162 159ZM216 160V162H214ZM33 161V160H32ZM49 161V160H48ZM71 161V160H70ZM84 161V160H83ZM146 161V160H145ZM174 161V160H173ZM213 161V162H212ZM3 162V161H2ZM5 162V161H4ZM28 162V161H27ZM51 162V161H50ZM86 162V161H85ZM105 162V161H104ZM161 162V160H160ZM169 162V161H168ZM24 163V162H23ZM32 163V162H31ZM40 163V162H39ZM46 163V162H45ZM65 163V162H64ZM88 163V162H87ZM110 163V162H109ZM108 163V164H109ZM163 163V162H162ZM170 163H171V160H170ZM9 164V165H8ZM25 164H27L25 162ZM30 164V162H29ZM34 164V163H33ZM31 164V165H33ZM42 164V163H40ZM44 164V162H43ZM42 164V165H43ZM48 164V162H47ZM51 164V163H50ZM73 164V163H72ZM90 164V163H89ZM88 164V165H89ZM157 164H159L157 162ZM164 164V163H163ZM162 164V165H163ZM23 165V164H22ZM28 165V164H27ZM26 165V166H27ZM39 165V164H38ZM46 165V164H45ZM64 165V164H63ZM100 165V164H99ZM102 165V164H101ZM104 165V164H103ZM161 165V164H160ZM166 165V163H165ZM163 165V166H165ZM171 165V164H170ZM6 166V167H7ZM24 166V165H23ZM30 166V165H29ZM36 166V165H35ZM49 166V165H47ZM74 166V165H73ZM93 166V165H92ZM140 166V165H139ZM139 166H138V169H139ZM158 166V165H157ZM242 166H246L244 168H242ZM4 167V166H3ZM28 167V166H27ZM41 167V166H40ZM39 167V168H40ZM46 167V166H44ZM54 168V166H51ZM51 167H48L47 170V174L49 175L50 174V171H51ZM60 167H63V166H60ZM71 167V166H70ZM89 167V166H88ZM91 167V166H90ZM143 167V166H142ZM170 167V166H169ZM232 167H235L234 169H231ZM241 167V169H240ZM23 168V167H22ZM29 168V167H28ZM36 168V167H34ZM83 168V167H82ZM156 167H154L153 169H155ZM237 168V169H236ZM3 169V168H2ZM26 169V168H24ZM38 169V168H37ZM55 169V168H54ZM62 169V168H61ZM92 169V168H91ZM96 169V168H95ZM116 169V168H115ZM118 169V168H117ZM152 169V168H151ZM240 170L242 172V169H243V172L245 173H249L251 176L250 177H247V179L245 181H235L233 178H228L227 177V174L228 173H235L236 170ZM16 170V169H15ZM35 170V169H34ZM45 170V169H44ZM71 170V169H70ZM74 170V169H73ZM141 170V169H139ZM6 171V170H5ZM82 171V170H81ZM80 171V173H81ZM93 171V170H92ZM97 171V170H96ZM104 171H107V170H104ZM119 171V170H118ZM121 171V170H120ZM134 171H135V168H134ZM137 171V170H136ZM146 171V170H145ZM148 171V170H147ZM2 172V171H1ZM39 172V171H38ZM43 172V171H42ZM46 172V171H45ZM64 172V171H63ZM66 172V171H65ZM73 172V171H72ZM125 173V171H123ZM133 172V171H132ZM142 171H140L139 173H141ZM151 172V171H150ZM3 173V172H2ZM17 173V171H16ZM20 173V172H18ZM17 173V174H18ZM53 173V172H52ZM67 173V172H66ZM97 173V172H96ZM109 173V172H108ZM112 173V172H111ZM119 173V172H118ZM129 173V172H128ZM134 173V172H133ZM132 173V174H133ZM143 173H144V170H143ZM152 173V172H151ZM238 173V171H237ZM237 173L235 176H237ZM1 174V173H0ZM4 174V173H3ZM69 174V173H68ZM102 174V173H101ZM110 174V173H109ZM122 174V173H121ZM126 174V173H125ZM132 174H130L132 176ZM248 174V175H249ZM2 175V174H1ZM16 175V174H15ZM23 175V174H20V176ZM48 175H46L48 177ZM82 175V174H81ZM84 175V174H83ZM82 175V176H83ZM88 175V174H87ZM94 176H96V178H100L101 176L99 175L98 173V176L95 175V172L93 173ZM92 175V176H93ZM103 175V174H102ZM108 175V174H107ZM129 175V176H130ZM135 175V173L133 174ZM140 175V174H139ZM143 175V174H142ZM221 176V180H218L219 176ZM230 175V174H229ZM233 175V174H231ZM240 175V174H239ZM3 176V175H2ZM13 176V175H12ZM17 176V175H16ZM16 176H13V177H16ZM25 176V175H23ZM45 176V177H46ZM72 176V175H71ZM105 176V174L103 175V177ZM111 176V175H110ZM123 176V175H121ZM125 176V175H124ZM123 176V177H124ZM241 176V175H240ZM89 177V176H88ZM91 177V175H90ZM89 177V178H90ZM134 177V176H132ZM233 177V176H232ZM238 177V176H237ZM243 177V176H242ZM1 178V177H0ZM5 177H2V179H4ZM19 178V177H18ZM17 178V179H18ZM21 178V177H20ZM24 178V177H23ZM22 178V179H23ZM92 178V177H91ZM95 178V179H96ZM235 178V177H234ZM0 179V181L2 180ZM12 179V178H11ZM15 179V178H14ZM12 179V180H14ZM33 179V178H32ZM78 179V178H77ZM94 179V177L92 178ZM94 180L95 181H99V180ZM106 179H107V176H106ZM241 179V178H240ZM243 179V178H242ZM5 180V179H4ZM21 180V179H20ZM41 180V179H40ZM48 180V179H47ZM83 180V179H82ZM101 180V179H100ZM119 180V178H118ZM16 181V180H15ZM14 181V182H15ZM25 181V180H24ZM85 181V180H83ZM261 181V182H262ZM12 182V181H11ZM10 182V183H11ZM29 182V181H27ZM32 182V181H31ZM44 182V181H42ZM86 182V181H85ZM100 182V181H99ZM98 182V183H99ZM109 182V180H108ZM107 182V183H108ZM111 182V180H110ZM260 182V183H261ZM3 183V182H1ZM24 183V182H23ZM41 183V181H40ZM79 183V182H78ZM87 183V182H86ZM91 183V182H90ZM92 183H93V180H92ZM97 183V182H96ZM101 183V182H100ZM106 183V181H105ZM112 183V182H111ZM6 184V183H5ZM4 184V185H5ZM38 184V183H37ZM94 184V183H93ZM92 184V185H93ZM103 184V183H102ZM197 184H200V185H197ZM39 185V184H38ZM91 184H87V186H85L87 189L88 188H91L90 186ZM109 185V184H108ZM107 185V186H108ZM113 185V184H112ZM111 185V186H112ZM22 186V185H21ZM33 186V185H32ZM42 186V185H41ZM80 186V185H78ZM90 186V187H89ZM100 186V185H99ZM106 186V185H105ZM110 186V185H109ZM221 186V185H220ZM4 187V186H3ZM14 187V186H13ZM83 187V189L85 188ZM94 187V186H92ZM96 187V186H95ZM102 187V186H101ZM203 187V189L201 188ZM5 188H6V185H5ZM33 188V187H32ZM31 188V190H32ZM80 188V187H79ZM97 188V187H96ZM103 188V187H102ZM107 188V187H106ZM182 188V187H180ZM218 188V187H217ZM223 188V187H222ZM221 188V189H222ZM12 189V188H11ZM77 189V188H76ZM82 189V188H80ZM86 189V190H87ZM98 189V188H97ZM259 189V188H258ZM5 190V189H4ZM3 190V191H4ZM7 190V189H6ZM84 190V192L86 191ZM90 190V189H88ZM93 190V189H92ZM101 190V189H100ZM99 190V191H100ZM109 190L110 187H109ZM114 190V189H113ZM112 190V191H113ZM120 190V189H119ZM18 191V190H17ZM81 192H83V190H79ZM94 191V190H93ZM97 191V190H96ZM105 191V190H104ZM107 191V190H106ZM116 190H114L115 192ZM223 191V190H222ZM221 191V192H222ZM257 191V190H256ZM5 192V191H4ZM23 192V191H22ZM34 192V190H33ZM108 192V191H107ZM110 192V191H109ZM141 192V191H140ZM221 192L219 194H221ZM254 192V191H253ZM9 193V192H8ZM16 193V192H14ZM87 193V192H85ZM90 193V192H89ZM97 194L100 193V192H96ZM95 193V194H96ZM102 193H103V190H102ZM224 193V192H223ZM4 194V193H3ZM6 194V193H5ZM13 194V193H12ZM11 194V195H12ZM21 194V193H20ZM84 194V193H82ZM81 194V195H82ZM106 194V193H105ZM113 194V193H112ZM118 194H122L121 192L120 193H117ZM145 194V193H144ZM214 194V195H213ZM115 195V194H114ZM147 195V194H146ZM258 195V194H257ZM86 196V195H84ZM106 196V195H105ZM142 196V195H141ZM89 197V195H88ZM104 197V196H103ZM108 197V196H107ZM153 197V198H152ZM158 197V195H157ZM223 196H221L222 198ZM234 197V196H233ZM244 197V196H243ZM262 197V196H261ZM17 198V196H16ZM121 198V197H120ZM145 198V197H142V199ZM147 198V197H146ZM159 198V197H158ZM216 198V200H221V198L219 197V195L213 197V199ZM235 198V197H234ZM264 199V197H262ZM119 199V198H117ZM160 199V198H159ZM232 199V198H231ZM18 200V198H17ZM124 200V201H125ZM146 200V199H144ZM144 204L146 201H144ZM163 200V199H162ZM202 200V199H201ZM202 200V201H203ZM233 200V199H232ZM239 200V199H238ZM42 201V200H41ZM71 201V199H70ZM118 201V200H117ZM121 201V200H120ZM166 201V200H165ZM216 201V202H217ZM223 201V199H222ZM228 201V200H227ZM237 201V199H236ZM240 201V200H239ZM114 202V201H113ZM218 202H221V201H218ZM224 203H227L225 201H223ZM242 202V201H241ZM18 203V202H17ZM119 203V202H118ZM159 203V202H158ZM214 203V202H212ZM222 203V204H224ZM229 203V202H228ZM43 204V203H42ZM47 204V203H45ZM44 204V205H45ZM109 204V203H108ZM107 204V205H108ZM114 204V203H112ZM147 204V203H146ZM162 204V203H161ZM203 204V203H202ZM215 204V203H214ZM217 204V203H216ZM219 204V203H218ZM222 204L218 205V206H221L222 207ZM248 204V203H247ZM254 203H252L253 205ZM258 207H264V200L260 199V197L258 196ZM20 205H21V201H20ZM40 205V204H39ZM156 205V204H155ZM159 205V204H158ZM171 205V204H170ZM178 205V204H177ZM185 205V204H184ZM246 205V203H245ZM249 205V204H248ZM46 206V205H45ZM106 206V205H105ZM172 206V205H171ZM191 206V205H189ZM200 206V205H199ZM202 206V205H201ZM213 206V205H212ZM217 206V207H218ZM243 206V205H242ZM257 206V205H256ZM12 207V205H11ZM43 207V205H42ZM48 207V206H47ZM113 207V206H112ZM115 207V206H114ZM229 207V206H227ZM241 207V206H240ZM245 207V206H244ZM248 207V206H247ZM10 208V207H9ZM15 208V207H14ZM21 208V207H20ZM109 208V207H108ZM117 208V207H116ZM190 208V207H189ZM209 208V207H208ZM255 208V206H254ZM46 209V208H45ZM114 209V208H113ZM119 209V208H118ZM121 209V208H120ZM202 210H204V205L203 207L201 208ZM200 209V211H202ZM223 209V208H222ZM227 209V208H226ZM239 209V207H238ZM244 209V208H243ZM242 209V210H243ZM252 209V208H251ZM256 209V208H255ZM254 209V210H255ZM10 210V209H8ZM12 210V209H11ZM14 210V209H13ZM116 210V209H115ZM124 210V209H123ZM191 210V209H190ZM220 210V209H219ZM253 210V211H254ZM261 210H264V208H262ZM15 211V210H14ZM45 211V210H43ZM109 211V209L107 210ZM117 211V210H116ZM173 211V210H172ZM199 211V210H198ZM207 211V210H206ZM218 211V210H217ZM221 211V210H220ZM237 211V210H236ZM235 211V212H236ZM250 211V210H249ZM256 211V210H255ZM254 211V212H255ZM260 211V210H259ZM13 212V211H12ZM205 212V211H203ZM216 212V211H214ZM224 215H227L228 212L227 211H221ZM233 212V213H235ZM245 212V211H244ZM251 212V211H250ZM246 213L250 216L254 215V212L253 214L252 213ZM193 212H191L192 214ZM196 213V212H195ZM194 213V214H195ZM199 214V212H197ZM196 213V214H197ZM201 213V212H200ZM207 213V212H206ZM209 213V212H208ZM221 213V214H222ZM231 213V212H230ZM239 213V212H238ZM250 213V214H249ZM261 213V212H260ZM258 212L257 216L260 214ZM120 214V213H119ZM196 214H195V218H196ZM217 214V212H216ZM215 214V215H216ZM220 214V212H219ZM220 214V216H221ZM244 214V213H243ZM262 214V213H261ZM260 214V215H261ZM123 215V214H122ZM264 215V214H263ZM47 216V215H46ZM237 216V215H236ZM243 216V215H242ZM194 217V215H193ZM222 217V216H221ZM229 217V216H228ZM233 217V216H232ZM254 216H252L251 218L252 219H256L255 217L253 218ZM123 218V217H122ZM191 218V217H190ZM230 218V217H229ZM259 220L262 219L261 216H258ZM87 219V218H86ZM192 219V218H191ZM216 219V218H215ZM236 219V218H235ZM247 219V218H246ZM7 220V219H6ZM5 220V221H6ZM9 220V219H8ZM197 220V219H196ZM226 220V219H224ZM251 220V219H250ZM263 220V219H262ZM16 221V220H15ZM119 221L118 220V223L116 222L115 224L118 226L120 225L119 224ZM194 221V220H192ZM211 221V220H210ZM252 221V220H251ZM9 222V221H8ZM124 222V221H123ZM174 222V221H173ZM239 222V221H238ZM260 222V221H259ZM258 222V223H259ZM17 223V222H15ZM29 223V222H28ZM111 223V222H110ZM168 223V222H167ZM235 223V222H234ZM233 223V224H234ZM240 223V222H239ZM262 223V222H261ZM14 224V223H12ZM11 224V225H12ZM106 224V223H105ZM108 224V223H107ZM106 224V225H107ZM176 224V223H175ZM179 224V223H178ZM213 224V223H212ZM6 225V224H5ZM29 225V224H27ZM64 225V224H63ZM104 225V224H103ZM112 223L108 225V228H113L112 226ZM142 225V224H141ZM172 225V224H171ZM185 225V224H184ZM188 225V224H186ZM236 225V224H235ZM258 225V224H257ZM256 225V226H257ZM263 225V224H262ZM95 226V225H93ZM105 226V225H104ZM122 226V225H121ZM168 226V225H167ZM175 226V225H174ZM177 226V225H176ZM5 227V226H3ZM12 227V226H11ZM61 226L59 225V228ZM96 227V226H95ZM102 227V225H101ZM107 227V226H106ZM173 227V226H172ZM179 227H181V225H179ZM186 228V226H184ZM188 227V226H187ZM192 227V226H191ZM241 227V226H240ZM254 227V226H253ZM262 227V226H261ZM2 228V227H1ZM6 228V227H5ZM8 228V227H7ZM62 228V227H61ZM70 228V226H69ZM91 228V227H90ZM107 229V232H109V230ZM119 228H121L119 226ZM127 228V227H126ZM141 228V227H139ZM137 228V229H139ZM245 228V227H244ZM255 228V227H254ZM65 229V227H64ZM64 229H60L61 231L63 230L64 232ZM92 229H94L92 227ZM91 229V230H92ZM98 229V228H96ZM105 229V227H104ZM125 229V227H124ZM173 229V228H172ZM194 229V228H193ZM234 229V228H233ZM243 229V228H240V230ZM259 229V228H258ZM6 230V229H5ZM180 230H182V227L180 228ZM238 230V229H237ZM255 230V229H254ZM2 231V229H1ZM7 231V230H6ZM57 233H58V229H56ZM68 231V230H67ZM66 231V232H67ZM95 231V234L99 231V233L101 234L102 231L98 229L97 230H93V232ZM101 231V232H100ZM114 231V230H113ZM222 231V229H221ZM220 231V233H221ZM230 231V230H229ZM228 231V232H229ZM245 231V229L243 230V232ZM3 232V231H2ZM60 232V231H59ZM106 232V233H107ZM237 232L240 233V231L238 230ZM104 233V232H103ZM113 233V232H112ZM122 233V232H121ZM235 233V231L233 232ZM238 233V235H239ZM246 233V232H244ZM254 233V232H253ZM59 234V233H58ZM61 234V233H60ZM98 234V233H97ZM124 234V233H123ZM175 234V232L173 233ZM217 234V233H216ZM223 234V233H222ZM227 234V233H225ZM231 234V233H230ZM236 234V233H235ZM99 235V234H98ZM155 235V234H154ZM153 235V236H154ZM219 235V234H218ZM224 235V234H223ZM247 235V234H246ZM107 236V235H106ZM109 236V235H108ZM156 236V235H155ZM189 235H186L185 232H181L180 233H177V235H173V240L175 241L174 245L176 246V250L177 249H184L186 247L189 248V246L192 244H189ZM221 237H223L222 235H220ZM231 236H234L233 234H231ZM240 236H242L240 234ZM238 236V238L240 237ZM245 236V235H243ZM249 236H253V235H249ZM172 237V236H171ZM212 237V236H211ZM221 237H220V240H221ZM229 237V236H228ZM193 239L192 240H197L195 239L194 237H192ZM214 238V237H212ZM227 238V237H226ZM234 238V237H233ZM241 238V237H240ZM250 239V237H247ZM159 239V238H158ZM208 239V238H207ZM236 239V238H235ZM256 241L254 242L253 240ZM172 240V239H171ZM191 240V239H190ZM191 242H194L192 241ZM225 240V239H224ZM227 240V239H226ZM230 240V242L228 241ZM227 241L231 244L230 247H233L235 243H239V242H235V240H233L234 242H232V239L231 237H229ZM254 243H257L258 241V244H257V249L261 256L264 255V230H258V233L256 235V231H255V236H254V239H251ZM223 241V240H222ZM242 241V240H241ZM211 242H213V240H211ZM224 242V241H223ZM253 242L251 243V245L253 244ZM173 243V242H172ZM215 244H213L211 246L210 244V248L211 249H214L216 251H219L222 249V242L219 241V243H217L216 241L214 242ZM227 243V242H225ZM224 243V244H225ZM241 244V243H240ZM238 244V245H240ZM104 245V244H103ZM115 245H119L118 243L115 244ZM209 245V244H208ZM226 245V244H225ZM224 245V246H225ZM236 245V244H235ZM236 245L238 248L236 249H239L240 247ZM246 245V244H245ZM244 245V246H245ZM256 245V244H255ZM37 246V245H36ZM56 246V245H55ZM174 246V248H175ZM192 246V245H191ZM242 246V245H241ZM250 246V244H249ZM253 246V245H252ZM251 246V247H252ZM93 247V246H92ZM101 247V246H100ZM112 247V246H110ZM221 247V248H220ZM227 247V245L225 246ZM243 247V246H242ZM256 247V246H255ZM55 248V247H54ZM80 248V247H79ZM107 248V247H106ZM116 248V247H115ZM127 248V247H126ZM228 248V247H227ZM235 249V247H233ZM244 248V247H243ZM242 248V249H243ZM253 248V247H252ZM1 249V248H0ZM81 249V248H80ZM83 249V248H82ZM91 249V248H90ZM88 249V250H90ZM93 249V248H92ZM219 249V250H218ZM231 249V248H230ZM242 249H239L237 251H239V253H243L242 251H246L247 249L244 248V250ZM251 249V248H250ZM39 250V249H38ZM84 250V249H83ZM95 250V248H94ZM187 250V249H186ZM242 250V251H241ZM249 250V249H248ZM254 250V249H252ZM82 251V250H81ZM98 251V250H97ZM100 251V250H99ZM109 251V250H108ZM189 251V250H188ZM216 251L214 252L212 250V252H214L216 254ZM232 251V249H231ZM230 251V252H231ZM236 251V250H235ZM244 251V252H245ZM41 252V251H39ZM87 253H90L86 250ZM94 252V251H93ZM96 252V250H95ZM186 252V251H185ZM190 252V251H189ZM229 252V251H228ZM227 252V253H228ZM250 252V251H248ZM247 252V253H248ZM85 252L83 251V254ZM115 253V252H114ZM220 253V251H219ZM222 253L225 255V257H228V258H231L229 257V255L231 254H226V252L223 250ZM235 253V252H234ZM246 253V252H245ZM247 253L245 254V256L247 255ZM257 253V252H256ZM79 254V253H78ZM77 254V255H78ZM118 254V253H117ZM238 254V253H236ZM251 254L253 255L254 252ZM76 255V256H77ZM81 255V254H80ZM203 256V254H201ZM218 255V254H217ZM216 255V256H217ZM235 255V254H233ZM231 254V256H233ZM241 255V254H240ZM250 255V254H248ZM248 255H247V258H248ZM257 255V254H256ZM89 256V255H87ZM91 256L93 257L92 253H91ZM205 256V255H204ZM236 256V255H235ZM244 256V255H243ZM242 256V257H243ZM260 256V255H258ZM257 256V257H258ZM78 257V256H77ZM82 257V256H81ZM84 257V256H83ZM82 257V259H83ZM213 257V256H212ZM234 257V256H233ZM238 257V255L236 256ZM241 257V256H240ZM255 257V256H254ZM264 257V256H263ZM190 258V257H189ZM206 258V257H205ZM209 258V257H207ZM214 258L216 259V257L214 256ZM220 261H221V258H224V256L222 257L220 255L219 257ZM244 258V257H243ZM242 258V259H243ZM252 258V257H251ZM256 258V257H255ZM77 259V258H76ZM88 259V258H87ZM187 259V257L185 258ZM191 259V258H190ZM246 259V258H244ZM250 259V258H248ZM263 259V258H262ZM81 260V258L79 259ZM84 260V259H83ZM227 261V259H222L221 263H223V261ZM233 260V259H231ZM236 260V259H235ZM240 260V259H239ZM252 260H254L252 258ZM182 261V260H181ZM188 261V260H187ZM192 261V260H191ZM213 261V260H212ZM216 261V260H215ZM218 261V262H220ZM78 262V261H77ZM80 262V261H79ZM82 263L80 264H84L83 261H81ZM88 262V261H87ZM183 262V261H182ZM228 262H230V260L228 259L227 261V264ZM232 262V261H231ZM237 262V261H236ZM241 262V261H240ZM71 263V262H70ZM103 264L105 262H102ZM210 263V262H209ZM214 263V261H213ZM211 263V264H213ZM220 263V264H221ZM226 263V262H225ZM65 264V263H64ZM67 264V263H66ZM86 264V263H85ZM107 264V263H106ZM181 264V263H180ZM184 264V263H183ZM224 264V263H223Z\"/></svg>",
    "mask_w": 264,
    "mask_h": 264
}]
</instances>
